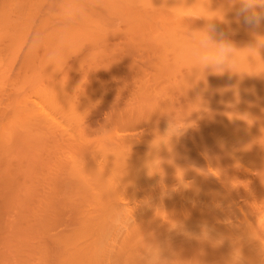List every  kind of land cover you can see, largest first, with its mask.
I'll list each match as a JSON object with an SVG mask.
<instances>
[{
	"label": "bare ground",
	"instance_id": "1",
	"mask_svg": "<svg viewBox=\"0 0 264 264\" xmlns=\"http://www.w3.org/2000/svg\"><path fill=\"white\" fill-rule=\"evenodd\" d=\"M3 1H5V0H3ZM21 1V0H20ZM49 1V0H48ZM0 2H2V1H0ZM9 2V1H8ZM14 2V1H13ZM12 2V3H13ZM23 2V1H22ZM32 2H33V0H32ZM47 2V1H46ZM55 2H57V4H58V1H55ZM61 2H62V0H61ZM66 2H67V0H66ZM206 2H207V0H74V2H72L71 0H69L68 1V3H65L64 5H62L61 4V6H63L64 8H62V10H63V12H62V16H58V17H61L60 19H61V21H64L63 20V16L65 17L64 19H68V20H74V19H76L77 21H79V19L82 21H84L85 20V22H83L82 24H84V23H86V21H88V24H89V22H90V24L91 23H93V24H91V25H89V28H92V26L94 25V24H98V27H96L97 26V24L96 25H94V27L92 28V29H89L88 30V25H85L86 26V29H87V31H86V29H84V27H82V25L80 26L81 28H82V30H81V28H80V30H78L79 28L78 27H75V28H71V27H74V26H76V25H71L70 26V28L68 29V32L69 33H65V35L66 36H68V38L66 37V39H64V40H66V42L68 43V41L70 42V39H71V37L70 36H73V34L74 33H72V35H70V31H77L78 30V32L77 33H80V35L83 33V32H80V31H86L87 33H90V31L92 30L93 31V29H94V31H97V29L96 28H101L100 30H99V32L101 31V32H104V30H106L107 28H105V24H102L101 23V20H103L104 18H101L100 19V14H99V16H97V12H94V10H93V7H94V5H99V6H102L103 8H104V10H105V12L107 13V17H114V16H122L123 18H125L126 19V17H127V20H129V18H131L130 19V21H132L133 22V20L132 19H134V20H138L137 21V23L138 24H140L141 25V23L142 22H145V21H147V22H149V23H152V22H155V21H157V22H160L162 25H161V32L160 33H158L159 34V36L158 37H160V38H163V40L164 41H162L163 43H165L164 45H166L168 48H167V50H165L166 48H164V46H163V48H162V46L160 47L159 45V50H161V48H162V50L164 49L165 50V54H167L166 53V51L168 52V51H170L169 53H168V55L169 54H171L172 56H170V58H172V59H169V60H171V63H173L174 61L176 62L175 64H177V66L174 64H171V65H169L168 63H167V65H169V67L172 69H175L176 67H177V69H175V71H172V72H174V75H175V77L177 76V75H179V79H177V77H176V79H177V81L176 80H174L175 79V77H174V75H173V80H172V82H173V84H174V82H175V84H174V86H172L173 88H174V90L175 91H173V92H176V94L178 93V90H179V93L178 94H180L179 96H181L183 99H181L182 101L183 100H185V101H183L182 103H181V101H179L180 99H178V101H176V102H178V103H180L181 105H179V108H176L178 105V103L176 104V103H173L174 104V106H173V104H171L172 106H170V108H172L171 109V111H173V115L171 114V111H170V109H168L169 107L168 106H166L167 107V109H166V107H165V104H168L167 102H169V101H167V99H165L166 101V103H164V96L163 95H166V92H165V94L163 93V97L161 96V95H157L158 97H162V99H163V104H164V106L161 104L162 102L161 101H159V102H156V104L157 103H159L160 104V106H163L164 108H165V110L163 109V111H162V109H161V111H159L158 109H160V107H159V104H158V106H155V105H153V106H155V107H153V108H155V110H157V111H155V113H152V115H151V113H150V117L151 116H153V114H156L158 111H159V113H158V115L160 116H162L163 114H166V116L169 114V113H167V111L166 110H168V112H170V114L168 115V116H172V118H173V120H174V114L176 113V115L175 116H177V119L178 118H180V120H181V118H182V115H183V117L184 118H186L184 115H186V114H183L182 113V111H180L181 109H180V106L181 107H183L182 109H184L185 111L186 110H189V112L191 113V109H193V111L195 112V114L197 115V118L195 117V116H193V118H196L197 120H198V115H200V117H199V122L201 123V122H203V124L201 123H199L198 121V125H200V129H199V126L197 125V123H194V126H196V128L195 127H193L192 125V123H188V120H187V123H188V125L186 126V130H183L182 132H179V133H175L174 135H172L171 133H169V132H165V129H160V131H158L157 129L154 131H152V132H150L149 130H148V127H147V130L149 131V132H147V130L145 131V133L147 132V133H152V134H147V135H151L150 137H148V138H145L144 139V134H143V140H142V142L140 143L139 141H141V139H139L138 138V140L136 139V134H133V135H135V136H133L132 135V133H128V134H130V135H128V134H126V132H125V134H123V132L122 133H120V136H117V135H119V134H117L116 136H117V138H115L116 136H114V139H113V137H112V139H113V141H111V135L109 134V132L111 131V129H110V127H109V129H110V131L107 133V134H109L108 135V137H106L105 135H104V133H106V132H102V133H100V134H103L104 136H100L99 134V138L100 137H103L102 139L104 140V137H106V139H105V141L103 142V143H105V144H108V143H111L112 145V147L114 146V148H115V150H114V148H112V150H111V148H110V146H109V144L107 145V147L109 146V148H108V153H109V155L106 153V156L108 155L109 156V158L111 159V161H112V159L114 160L115 159V157H117L115 160V164L116 165H120L121 163H122V166L124 167H122L123 169H125V166L127 165L126 163L129 161V160H131V162L129 163V165H133V166H131L130 168L132 169V168H134L135 169V172L134 173H136V174H134L131 170H128V171H130V176H132V174H134V175H136V177L135 176H133L135 179H137V180H140V182L142 181V184H144L143 182H144V180L146 179L145 178V176H146V174H147V172H149V178H154V179H152V180H157V178L158 177H155V175L157 174V175H160L161 174V176H159V178L161 177V182H165V180H163L162 181V177L164 176V178L163 179H166V177H170V179L172 180H170V182H169V184H167V185H165V186H163V187H160L159 185L160 184H158V188H157V185H156V188H154L152 185L154 184V181H153V184H151L152 183V180L151 179H149L148 180V183L152 186V188H153V190H150V189H152L151 188V186L148 188L149 190V192H144L142 195H140L139 194V192L138 193H136V190H138L137 189V187H136V184L138 183L139 184V182L137 181V183H135L134 184V186H132L133 185V183L131 182L132 180L131 179H134V178H129L128 176H126L129 180H131L130 182L132 183V185L131 186H129V184L127 185H125V181H127L128 182V179L126 180L125 178L126 177H122V179L120 180V181H118V179L117 178H113V177H115L116 175L114 174L115 173V168L117 167V166H115L114 167V163H112L113 164V169L115 170H109V168L111 169V166L112 165H109L108 166V163H107V165L104 167V163L103 162H105L106 163V160L108 159L109 160V162H110V159L108 158V156H107V158H106V156H104L105 157V159L103 160V158H101L103 161L102 162H100V163H102L101 165H100V163L98 162L97 163V161H98V159L96 160V156H95V159H94V155L95 154H97V153H95L94 155H92L93 157V159L92 160H94V161H92L91 162V160L90 159H88V161H90L92 164H93V166H95L96 164H99L100 165V168H99V166L98 167H94L93 168V166H92V164H90V168H89V163H87V161H86V164H88V168H87V165H86V169L87 170H89V172H87L86 174L84 173V170L82 171L81 169L79 170V168H80V166L81 165H83V164H81L80 165V163L82 162H77L78 163V167H74V168H76L77 169V171L79 170L80 171V173H84V175L83 176H85L86 178L85 179H87L88 178V176H89V178H90V175H89V173L91 174L92 172H95V170L97 169V171L95 172V173H92L96 178H98L97 179V181H99V179L101 178V179H105V181L103 180H101L100 179V183H103L102 185H100V183H99V185H97L96 184V186H92L94 183H98V182H93V184H92V182H90L91 184H89V180L91 179H89L88 178V182H87V180L86 181H84L85 179H83L82 180V178H84L82 175L80 176V177H82L81 179L79 178V172H77V174H76V176L78 175V178H77V182L76 183H78V181L80 182L79 183V185H81V183L83 184L82 186H77L76 188H78V189H83V191H82V194H81V192H79V191H81V190H75V191H77L76 193H78V194H72V199H69V196H70V194L68 195V193H69V190H67V193H65L66 195H68V197H67V199L66 198H64V199H66L65 201H64V199L61 201L62 202V205L64 204V205H68V202L69 203H71L70 205H69V207H72L73 205V207H72V211L74 212V213H72L71 211H69V210H66V211H69L68 213L70 214V212L74 215H72V217L71 218H69V220L71 221L72 220V222L74 221V223H73V228L71 227V229L69 230V232L68 231H66V233H62L63 232V230L60 232L61 234L60 235H62L63 237H62V239L60 238L61 236H59V239L61 240V244H62V246H60L61 247V250L63 249V251H61L60 250V248L57 250V248L59 247L58 245H56V246H58V247H56V251H55V253H60V252H57V251H61V255H57L56 257H58L59 256V261H57V259L56 260H54L55 262L57 261L58 263H60V260L62 259L61 257L63 256V260H65V263L64 264H144V260L142 259V256H143V247H144V243H146V244H153V245H158L161 249H162V258L163 259H165V260H167L168 262H169V264H210V263H207V262H211V261H213L212 259L214 258L212 255L214 254L215 256L217 255V257H219V256H223L222 258H226L225 259V261L224 260H216L217 261V263H218V261H220V264H222V263H224V262H226V263H228V261H231V263L232 264H236V263H238V264H243V263H239L237 260H235L234 258H232V255L234 256L235 255V257H236V254H238V256L239 255H242V257L240 258L241 260L243 259V257H244V261H245V263L246 264H264V50H261V52H260V57H259V55L258 54H255V58L254 57H249L248 58V60H249V63L250 64H252V65H250V64H248L247 62H246V60H244V56H245V54L244 53H240L239 55L241 56V63H240V65L236 68V71L237 72H244V73H230V72H226L225 74H223V75H215V74H207L206 76H205V78L203 79V80H199V81H195L194 80V78H192V77H187V75L185 74V79H186V84H184V81H183V73H182V67H183V65L180 63V61H179V50H180V47H181V44H182V41H183V39H184V36H185V33L187 32V28L189 29V30H191V29H197V28H201V27H203L204 26V23H205V21L203 20V19H195V20H193V19H184L185 17H191V16H199V15H210L207 11H206V8H205V4H206ZM220 2H221V0H210V3H209V9L210 10H214L216 7H218L219 6V4H220ZM4 3V2H3ZM12 3H10V4H12ZM19 3V2H18ZM27 3V2H26ZM63 3V2H62ZM5 4H6V2H5ZM10 4H8L9 6H10ZM32 4H34V3H32ZM48 4H49V2H48ZM51 4V3H50ZM49 4V5H50ZM55 4V3H54ZM69 4V5H68ZM1 5V4H0ZM4 5V4H3ZM15 5V4H14ZM17 6H18V4H16ZM31 5V4H30ZM5 6V5H4ZM24 6V5H23ZM36 6H37V4H36ZM46 6V5H45ZM51 6V5H50ZM49 6V7H50ZM2 9L4 8L3 6H0ZM13 7V6H12ZM48 7V8H49ZM11 8V7H10ZM10 8H9V10H10ZM15 8V7H14ZM17 8V7H16ZM37 8V7H36ZM35 8V9H36ZM45 8V7H44ZM19 9V8H18ZM17 9V10H18ZM25 9H27V8H25ZM32 9V8H31ZM47 9V8H46ZM50 9V8H49ZM24 10V9H23ZM30 10V9H29ZM40 10H41V8H40ZM6 11V10H5ZM12 10H10V12H11ZM20 11V10H19ZM28 11V10H27ZM37 11V10H36ZM43 11L45 12V9H43ZM48 11H50V10H48L47 9V12ZM59 11H60V9H59ZM2 12H4L3 10L2 11H0V13H2ZM7 12V11H6ZM9 12V13H10ZM33 13H34V11H32ZM41 12V11H40ZM53 12V11H52ZM52 12L50 13V16H51V14H52ZM55 12V11H54ZM53 12V15H55V13ZM104 12V11H103ZM19 13V12H18ZM21 13V12H20ZM32 13V14H33ZM26 14H27V12H26ZM38 14V13H37ZM49 14V13H48ZM56 14H57V12H56ZM59 14H61V13H59ZM58 14V15H59ZM63 14H65V15H63ZM103 14V13H102ZM1 15H4V17L2 18V19H4L5 18V15H6V13L5 14H1ZM21 15V14H20ZM9 16V15H8ZM26 16H29V15H26ZM37 16V15H36ZM42 17H44L43 15H41ZM47 16V15H46ZM57 16V15H56ZM56 16H54L55 18H57ZM96 16L98 17V19H96ZM116 16V17H117ZM126 16V17H125ZM25 17V16H24ZM33 17V16H32ZM31 17V18H32ZM48 17V16H47ZM52 17V16H51ZM107 17H105V18H107ZM6 18H8V17H6ZM26 18V17H25ZM41 18V17H40ZM53 18V17H52ZM93 18H95L94 20L96 21V23H94V21H91V20H93ZM122 18V19H123ZM23 19V18H22ZM44 19V18H43ZM47 19V18H46ZM45 19V20H46ZM91 19V20H90ZM116 19V18H115ZM114 19V20H115ZM125 19L123 20L124 22H125ZM228 19L229 20H231V21H233L232 23H231V25H230V29H231V32H232V34L230 35V39H232L235 43H236V45L238 46V47H240V48H244V47H246V46H248V45H250V44H252V43H254V37L251 35V33H250V31L246 28V27H244L242 24H240V25H238V24H236L235 23V21H234V14L233 13H229L228 14ZM28 20V19H27ZM34 20V19H33ZM38 20H40V19H38ZM56 20V19H55ZM57 20H59V18L57 19ZM56 20V21H57ZM90 20V21H89ZM2 20H0V22H1ZM23 21V20H22ZM43 21V20H42ZM48 21V20H47ZM51 20H49L48 22H50ZM53 21V20H52ZM60 21V20H59ZM75 21V20H74ZM99 21H100V23H101V25L102 26H104V27H102L101 25H99ZM105 21H107V20H105ZM105 21H103V23H106ZM123 21H121L122 23H123ZM141 23H140V22ZM151 21V22H150ZM4 22V21H3ZM46 21H44L43 22V24L45 25V24H47V22L45 23ZM55 22V21H54ZM109 22H111V21H109ZM116 22V21H115ZM114 22V23H115ZM118 22V21H117ZM127 22V21H126ZM146 22V23H147ZM24 23V22H23ZM26 23V22H25ZM31 23V22H30ZM41 23V22H40ZM66 23V22H65ZM70 23V22H69ZM78 23V25H79V22H77ZM81 23V22H80ZM119 23V22H118ZM128 23H130L129 21H128ZM136 22H134V25H133V23L131 24V25H133V28H134V26L136 27V24H137ZM145 23V25H148V24H146ZM52 24H54L53 22H52ZM51 23H49V25H52ZM57 24V25H56ZM56 24H54V25H56L57 26V28H59L60 26L58 25V23H56ZM61 24H62V22H61ZM67 24V23H66ZM107 24V23H106ZM137 24V25H138ZM143 24V23H142ZM69 25V24H68ZM68 25H67V27H68ZM110 25H112L113 27H114V24H112V22H111V24ZM124 25H125V23H124ZM22 26V25H21ZM36 26V25H35ZM37 26H38V23H37ZM36 26V27H37ZM40 26V25H39ZM41 26H42V23H41ZM46 26V25H45ZM48 26V25H47ZM55 26V27H56ZM59 26V27H58ZM62 27V29H64L63 28V25H61ZM66 25H64V27H65ZM100 26V27H99ZM121 26H123V25H121ZM120 26V27H121ZM139 26V25H138ZM23 27V26H22ZM96 27V28H95ZM107 27V26H106ZM112 27V28H113ZM116 28H117V25L115 26ZM114 27V28H115ZM127 27V26H126ZM143 28L145 27V26H142ZM142 27H140V28H142ZM220 27L221 28H223L225 31H229V27L228 26H225V25H220ZM102 28H105V29H102ZM137 29V31L138 32H141V30H140V28L139 27H136ZM138 28H139V30H138ZM13 29V28H12ZM15 29V28H14ZM13 29V30H14ZM26 29V28H25ZM42 29V28H41ZM52 29H56V28H54V26H53V28H51V30L50 31H52ZM62 29H60V31L59 32H62L63 30ZM118 30L120 29L119 27L117 28ZM121 29H122V27H121ZM148 29V28H147ZM146 29V30H147ZM153 28H151V30H152ZM4 30V29H3ZM36 30V29H35ZM40 30V29H39ZM53 30V31H54ZM57 30V29H56ZM67 29H66V27H65V31H66ZM108 30H110V29H108ZM118 30H116V31H118ZM122 30H124V31H126L124 28L122 29ZM144 30V29H143ZM41 31H43V30H41ZM40 31V32H41ZM52 31V32H53ZM75 31V32H76ZM92 31H91V33H92ZM114 31V30H113ZM113 31H111V32H113ZM145 31V30H144ZM147 31H149V29L147 30ZM146 31V32H147ZM155 31V30H154ZM258 32H260V34H262V35H264V27H261L260 29H258L257 30ZM39 32V33H40ZM48 32V31H47ZM64 32V31H63ZM100 32V33H101ZM106 33H110L109 31L107 32V30L105 31ZM120 32V34H121V32L122 31H119ZM118 32V33H119ZM128 32H129V29H128V31L127 32H125V34L127 33L128 34ZM131 32H132V29H131ZM150 32V31H149ZM49 33H51V32H49ZM55 33V32H54ZM56 33H57V31H56ZM93 33H96V35H99V37H98V39H101L100 38V33L98 34L97 32H93ZM106 33L104 34V35H106ZM124 33V32H123ZM133 33V32H132ZM136 34H137V32H135ZM145 33V32H144ZM151 33V32H150ZM36 34V33H35ZM38 34V33H37ZM44 34H46L47 36H48V33H44ZM60 34V33H59ZM59 34L57 33L56 35H58L59 36ZM64 34V33H63ZM61 35V38H65V37H63L64 35ZM84 34H86V33H84ZM115 34V33H114ZM139 34V33H138ZM147 34V33H146ZM1 35V34H0ZM3 35V34H2ZM39 35V34H38ZM53 37H54V34H51ZM50 35V37H52ZM70 35V36H69ZM80 35H78V36H80ZM93 35V34H92ZM108 35V34H107ZM106 35V36H107ZM116 35H117V32H116ZM124 35V34H123ZM123 35H121V36H123ZM128 35H133V34H128ZM141 35H143V33L141 34ZM145 35V34H144ZM143 35V37H142V40H143V38L144 37H146V36H144ZM151 35H152V33H151ZM40 36V35H39ZM74 36H75V34H74ZM73 36V37H74ZM76 36H77V34H76ZM82 36H84V35H82ZM87 36L88 35H86V36H84V37H86L87 38ZM106 36H104V37H106ZM135 36V35H134ZM37 38H40V37H38V36H36ZM47 38V39H49V36L48 37H46L45 35L43 36V38ZM57 37V36H56ZM55 37V38H56ZM69 37H70V39H69ZM84 37H83V39H84ZM89 38H87V39H84V40H82V42L84 43V41H86L87 43H88V39H92L93 37H91V36H88ZM113 37H114V35L112 36V39H113ZM128 37V36H127ZM140 36H138V38H139ZM35 38V37H34ZM55 38H54V41H55ZM61 38H58L57 37V39H59V41H60V39ZM80 38H82L81 36L80 37H77V39H80ZM94 38H96V37H94ZM109 38H110V34H109ZM147 38L149 39V38H151L150 36L148 37L147 36ZM147 38H145V39H147ZM46 39V41H47V44L49 43V45H54L53 43L54 42H52V44H51V42H48L49 40H47ZM53 39V38H52ZM73 39V38H72ZM76 39V37H75V39H73L74 41L75 40H77ZM97 39V38H96ZM96 39H94V40H96ZM98 39H97V41H98ZM103 39V38H102ZM101 39V40H102ZM115 39V38H114ZM119 39V38H118ZM133 39V38H132ZM140 39H141V37H140ZM152 39V38H151ZM153 39H155V38H153ZM152 39V40H153ZM158 39V38H157ZM37 40V39H36ZM41 40H43V39H41ZM40 40V41H41ZM63 40V41H64ZM106 41H108V40H110L111 41V39H105ZM121 40H123V39H121ZM120 40V41H121ZM130 40H131V37H130ZM133 40H135V39H133ZM142 40H140V41H142ZM150 40V39H149ZM149 40H148V43H149ZM39 41V40H38ZM45 41V42H46ZM53 41V40H52ZM57 41V40H56ZM58 41V43H60ZM61 41H62V39H61ZM72 41V40H71ZM73 41V42H74ZM78 41V40H77ZM77 41H75L76 43H77ZM80 41H81V39H80ZM90 41V40H89ZM92 41V40H91ZM14 42H16V41H14ZM81 42V44H80V42H78V47L76 46V43L74 44L75 45V47H77V48H72L71 49V47H67V45L68 46H70V43H66V44H64V45H66V53H70L71 51H75V49L77 50V52L75 53V52H73V55L74 54H76V56H77V58H78V55H79V53L78 52H80L81 50H82V47L81 46H83V43ZM85 42V43H86ZM94 42V41H93ZM96 42V41H95ZM99 42H100V40H99ZM103 42H105V41H103ZM114 42V40L113 41H111V43H113ZM116 42V41H115ZM136 42H138V40L136 41ZM154 42V41H153ZM156 42H158V41H156ZM154 43V45L156 46L157 45V43ZM161 42V39H159V43H162ZM38 43V42H37ZM36 43V44H37ZM57 43V42H56ZM55 43V44H56ZM65 43V42H64ZM91 43V42H90ZM118 43V42H117ZM120 43V42H119ZM139 43V42H138ZM142 43H143V41H142ZM151 43H152V41H151ZM150 43V44H151ZM41 44H42V42H41ZM46 44V43H45ZM61 44V43H60ZM60 44H57V45H60ZM89 44V43H88ZM108 44H109V41H108ZM123 44V43H122ZM149 44V45H150ZM62 45V44H61ZM64 45H62V47L63 48H65L64 47ZM85 45V44H84ZM87 45V44H86ZM95 45V44H94ZM94 45H92L91 44V46L94 48ZM99 45H101V43L99 44ZM107 45V44H106ZM113 45H115V44H113ZM112 45V46H113ZM119 44H117V46H118ZM127 45V44H126ZM135 45H137V43L135 44ZM147 46L146 45V47H149V49H151L152 48V46ZM152 45V44H151ZM163 45V44H162ZM14 46V45H13ZM39 46V45H38ZM42 46H43V44H42ZM71 46H72V42H71ZM80 46V47H79ZM88 46V45H87ZM109 45H107V47H108ZM117 46L115 47V48H117ZM133 46V45H132ZM139 46V45H138ZM165 46V47H166ZM50 47V46H49ZM49 47H47L48 48V54H49V52H51L50 50L51 49H49ZM61 47V48H62ZM91 47V48H92ZM119 47H121V46H119ZM118 47V48H119ZM124 47H125V45H124ZM137 47V46H136ZM136 47L134 46V48L136 49ZM139 47H141V46H139ZM9 48V47H8ZM47 48H46V50L45 51H47ZM55 48H56V45H55ZM55 48L53 49L54 51H55ZM59 49H60V47H58ZM57 48V49H58ZM62 48V49H63ZM67 48H68V50L70 51H68L67 52ZM79 48H80V51H79ZM88 48H89V46H88ZM115 48L114 49H112V51H116L115 50ZM126 48V47H125ZM124 48V49H125ZM143 48L146 50V48L143 46ZM142 48V49H143ZM157 48V47H156ZM170 48V49H169ZM58 49V50H59ZM90 49V48H89ZM102 49H104V46H103V48ZM101 49V50H102ZM169 49V50H168ZM15 50H16V48H15ZM14 50V51H15ZM53 50H52V53H53ZM96 51L94 52L93 51V49L89 52V53H92V55L94 54L95 55V57H97V54L99 55V56H101L99 53H97L96 54V52L98 51L97 49H95ZM100 50V49H99ZM110 50V49H109ZM128 50V49H127ZM127 50H125V52L127 51ZM138 50V49H137ZM144 50V51H145ZM152 50V49H151ZM154 50V49H153ZM152 50V51H153ZM163 50V51H164ZM172 50V51H171ZM9 51V50H8ZM17 51V50H16ZM60 51V50H59ZM59 51H56L57 53H58V56L57 57H59V55L60 54H63L65 51L64 50H62V51H64V52H60V54H59ZM89 51V50H88ZM103 51V50H102ZM106 51V50H105ZM111 51V50H110ZM119 51H121L120 49H119ZM119 51H117V52H115V56H117V53L119 52ZM129 51H131L130 49H129ZM128 51V52H129ZM147 52H148V49L146 50ZM145 51V52H146ZM152 51L150 52V53H152ZM158 51V50H157ZM1 52V51H0ZM104 52V51H103ZM114 52H112V53H114ZM124 52V51H123ZM136 52V51H135ZM135 52H133V55L135 54V56H136V53ZM145 52H144V54H145ZM148 52V53H149ZM2 53V52H1ZM8 53V52H7ZM7 53H5V54H7ZM51 53V54H52ZM65 53V54H66ZM77 53H78V55H77ZM81 53V52H80ZM111 53V54H112ZM122 53V52H121ZM147 53V54H148ZM159 53V52H158ZM172 53H174V54H172ZM15 54V53H14ZM18 54V53H17ZM55 54V53H54ZM84 55L83 56H85L84 58L86 59V60H88L87 58H86V56H87V52H86V55H85V53H83ZM111 54H109V56L111 55ZM119 54V53H118ZM123 54V53H122ZM125 54L126 53H124V56H125ZM130 54H131V52H130ZM129 54V55H130ZM138 54H139V50H138ZM155 54H156V52H155ZM10 55V54H9ZM70 55H72L71 53H70ZM91 55V54H90ZM89 55V59H91V56ZM103 55V54H102ZM106 55H108V54H106ZM120 55V54H119ZM150 55V54H149ZM161 55H162V57H163V54H162V52H161ZM161 55L159 54V56L161 57ZM168 55H167V57H168ZM174 55V56H173ZM1 56V55H0ZM4 56V55H3ZM14 56V55H13ZM12 56V57H13ZM52 56V55H51ZM55 56V57H56ZM67 56V55H66ZM80 56H81V54H80ZM98 56V57H99ZM123 55L121 56L122 57V62H123V57H124ZM128 56V55H127ZM145 56H146V54H145ZM144 56V57H145ZM155 56H157V55H155ZM8 57V56H7ZM7 57H6V59H7ZM32 57V56H31ZM60 57H64V56H60ZM67 57H70V56H67ZM66 57V58H67ZM74 57V56H73ZM94 57V58H95ZM102 57V59H103V56H101ZM104 57H105V55H104ZM113 57H114V54H113ZM132 57V56H131ZM149 57V56H148ZM164 57H166V56H164ZM29 58H30V56H29ZM28 58V59H29ZM52 59H54L53 57H51ZM51 58H50V61H52L51 60ZM62 58H59V60L61 59L62 60ZM80 58V57H79ZM77 59L78 61L81 59L82 60V58H80V59ZM83 58V59H84ZM93 58V57H92ZM109 58V57H108ZM108 58H106V59H108ZM111 58V57H110ZM130 58V57H129ZM128 58V59H129ZM133 58V57H132ZM136 58V57H135ZM150 58V57H149ZM1 59H3V57L1 56ZM0 59V60H1ZM9 59H11V57L9 56ZM69 59V58H68ZM67 59V60H68ZM73 59H75V58H73ZM72 59V60H73ZM84 59V61H86ZM115 59L116 60H114L113 59V61H117V58L115 57ZM119 59V58H118ZM157 59V58H156ZM167 59V58H166ZM5 60V59H4ZM4 60H3V62H4ZM49 60V59H48ZM59 60L57 61V59H56V61L59 63ZM65 57H64V62H65ZM98 60H100V57H99V59ZM97 60V61H98ZM104 60V59H103ZM125 60V59H124ZM135 60V59H134ZM141 60V59H140ZM160 60H163V61H165L164 60V58H160ZM172 60H173V62H172ZM262 60V61H261ZM8 61V60H7ZM28 61V60H27ZM31 61V60H30ZM89 61V60H88ZM88 61H87V63H88ZM91 61H92V59H91ZM104 61H106V60H104ZM112 60L110 61V62H112L111 63V65H114L115 67L114 68H116V66H119V65H121V63H120V60H119V65H116V63L118 64V62H116L115 64H114V62H113ZM126 61V60H125ZM128 61L129 60H127L126 62L128 63ZM131 61V60H130ZM149 60H146V62H148ZM1 62V61H0ZM2 62V63H3ZM43 62V61H42ZM57 62H55V60H54V62H52L53 63V65L51 64V62H50V65H52L53 66V68H55L54 67V63H55V65H57L56 63ZM63 62V61H62ZM77 62V61H76ZM82 62V61H81ZM95 62V61H94ZM93 62V63H94ZM101 62V64H103V62L100 60L99 61V63ZM125 62V63H126ZM136 62V61H135ZM135 62L133 63L132 62V65L134 64V65H136L135 64ZM141 62V61H140ZM150 62V61H149ZM167 62H169L168 61V59H167ZM28 63V62H27ZM48 63V62H47ZM67 63H69L68 61H67ZM87 63H86V65H87ZM92 63V64H93ZM105 63V66L106 65H109V64H106V63H108V62H104ZM137 63H139L138 62V60H137ZM151 63H152V61H151ZM256 63V64H255ZM7 64V63H6ZM8 64H9V62H8ZM8 64H7V68L9 69V71H10V67L8 66ZM95 64H97V63H95ZM162 64H166V62L164 63H162ZM2 64H0V66H1ZM5 65V64H4ZM29 65H31L30 63H29ZM50 65H48V67H50ZM61 65V61H60V63H59V65H57V66H60ZM69 64H67V66H68ZM76 65H78V62H77V64ZM75 65V66H76ZM88 65H90V63L88 64ZM94 65V64H93ZM100 65V64H99ZM129 65H131V63H129ZM132 65H131V68H132ZM152 65V64H151ZM151 65H150V67H151ZM154 65L155 64H153V66L152 67H154ZM253 65H255V66H253ZM28 66V64L26 65V67ZM70 66V65H69ZM72 66H73V64H72ZM74 66V67H75ZM82 67V65H80L79 64V69H81V67ZM91 66V65H90ZM98 66V65H97ZM103 66H104V64H103ZM140 65L138 64V67H139ZM148 66H149V64H148ZM158 66V65H157ZM171 66H173V67H171ZM6 67V66H5ZM47 67V68H48ZM73 67V68H74ZM92 67V66H91ZM90 67V68H91ZM96 67V66H95ZM99 67V66H98ZM97 67V68H98ZM100 67H101V65H100ZM99 67V68H100ZM109 67V66H108ZM107 67V68H108ZM111 67V66H110ZM137 67V68H138ZM175 67V68H174ZM1 68V67H0ZM4 67H2V69H3ZM52 68V69H53ZM57 68V67H56ZM72 68V67H71ZM89 68V69H90ZM128 68H130V67H128ZM136 68V67H135ZM134 68V69H135ZM158 68V67H157ZM28 69H30V67H28ZM51 69V72L53 71ZM101 69H104V68H102L101 67ZM101 69H98V70H100L101 71ZM106 69V68H105ZM105 69H104V71H105ZM111 69L112 68H110L109 69V71H110V73H111ZM117 69V68H116ZM119 69H120V66H119ZM124 69V68H123ZM123 69H121L120 71H122ZM133 69V68H132ZM5 71H7V69H4ZM4 70H3V72H0V75L3 73V75L4 76H2L4 79H6L7 78V76H8V79H9V77H10V75H6L5 76V74H4ZM32 70V69H31ZM77 70V68L75 69V70H73V72H75ZM94 71H98V70H95V69H93ZM108 70V69H107ZM112 70H114V69H112ZM127 70H129V69H127ZM131 70V69H130ZM155 70V69H154ZM153 70V71H154ZM177 70V71H176ZM50 71V70H49ZM55 71V70H54ZM61 71V70H60ZM92 71V70H91ZM103 71V72H104ZM120 71H118V72H120ZM146 71V70H145ZM148 72L147 73H149L150 71L149 70H147ZM157 71V70H156ZM158 71H159V68H158ZM8 72V71H7ZM77 72V71H76ZM80 72V71H79ZM95 72V73H96ZM114 72V71H113ZM117 72V71H116ZM116 72H114L115 74H116ZM141 72V71H140ZM144 72V71H143ZM152 72V71H151ZM150 72V73H151ZM179 72V73H178ZM27 73H29V72H27ZM31 73V72H30ZM29 73V74H30ZM69 73V72H68ZM86 73V72H85ZM102 73V72H101ZM105 73H107L106 75H108L109 73L108 72H106L105 71ZM122 73V72H121ZM132 73V72H131ZM131 73H129V74H131ZM134 73H135V71H134ZM155 73V72H154ZM163 73H166V71L165 72H163ZM7 74V73H6ZM10 74V73H9ZM32 74V73H31ZM52 74V73H51ZM75 74V73H74ZM74 74H72V75H74ZM87 74V73H86ZM90 74V73H89ZM94 74V73H93ZM93 74H92V76H93ZM99 74V73H98ZM113 74V73H112ZM146 74V73H145ZM156 74V73H155ZM170 74V72L168 73V75ZM28 75V74H27ZM33 75V74H32ZM31 75V76H32ZM82 75V74H81ZM88 75V74H87ZM94 75H96V74H94ZM103 75V74H102ZM114 75V74H113ZM117 75V74H116ZM119 75V74H118ZM136 75V74H135ZM153 74H151V76H152ZM171 75V74H170ZM30 76V75H29ZM78 76V75H77ZM88 76H90V75H88ZM111 76V75H110ZM115 76V75H114ZM137 76V75H136ZM135 76V77H136ZM140 76V75H139ZM138 76V77H139ZM161 76V75H160ZM2 77L0 76V78H1V80H2ZM118 77V76H117ZM117 77H116V79H117ZM147 77V76H146ZM158 77V76H157ZM34 78V77H33ZM63 78L64 77H62V80H63ZM77 78V77H76ZM86 78V77H85ZM89 78H91V77H89ZM99 78V77H98ZM108 78V77H107ZM118 78H120V77H118ZM31 79V78H30ZM29 79V80H30ZM57 79V78H56ZM81 79V78H80ZM88 79V78H87ZM96 79H97V77H96ZM111 79V78H110ZM115 79V78H114ZM125 79V78H124ZM123 79V80H124ZM152 79V78H151ZM163 79V78H162ZM23 80V79H22ZM25 80V79H24ZM39 80H41V79H39ZM44 80V79H43ZM54 80V79H53ZM58 80H60V79H58ZM61 80V81H62ZM76 80V79H75ZM91 80H93V78L91 79ZM90 80V81H91ZM136 80V79H135ZM140 80V79H139ZM159 80V79H158ZM5 81V80H4ZM64 81V80H63ZM82 81V80H81ZM80 81V82H81ZM84 81V80H83ZM142 81V80H141ZM149 81H150V79H149ZM168 81V84H170V82H169V80H167ZM167 81H165L164 80V82H166V84H167ZM15 82H16V80H15ZM18 82V81H17ZM17 82H16V84H17ZM24 82V81H23ZM34 82V81H33ZM57 82V84H58V82L59 81H56ZM69 82V81H68ZM73 82H75V81H73ZM79 82V81H78ZM89 82V81H88ZM98 82V81H97ZM97 82H96V85L98 86V84H97ZM101 82H102V80H101ZM115 82H116V80H115ZM120 82V81H119ZM123 82H125V81H123ZM123 82H120V83H122V84H124ZM133 82V81H132ZM139 82V84L138 85H140V81H138ZM151 82V81H150ZM160 82V81H159ZM171 82V83H172ZM20 83H22V82H20ZM19 83V84H20ZM30 83V82H29ZM28 83V84H29ZM46 83V82H45ZM53 83H54V81H53ZM72 83V82H71ZM76 83H77V81H76ZM76 83H75V85H76ZM106 83V82H105ZM119 83V86H118V84H117V82H116V85L118 86V87H120V84ZM1 84H2V81H1ZM31 84H32V82H31ZM38 84H39V82H38ZM52 84V83H51ZM50 84V86L49 87H52L54 84H52L51 85ZM92 84V83H91ZM94 84V83H93ZM111 84V83H110ZM113 84V83H112ZM126 84V83H125ZM124 84V85H125ZM128 84V83H127ZM136 83H134V85H135ZM160 84H163L162 82L160 83ZM179 85V86H177V85ZM184 84V85H183ZM58 85H60V84H58ZM65 87L64 88H62L61 86H59V87H61L62 89H64L63 91H65L64 92V94L66 93L67 94V92H68V86H67V84L65 83ZM68 85H69V83H68ZM71 85V84H70ZM69 85V86H70ZM75 85H73L74 87H75ZM88 85V84H87ZM106 85V84H105ZM131 85V84H130ZM147 85V84H146ZM172 85V84H171ZM170 85V86H171ZM26 86H27V84H26ZM101 86V85H100ZM99 86V87H100ZM123 86V85H122ZM126 86H128V85H126ZM133 86V85H132ZM141 86V85H140ZM144 86V85H143ZM152 86V85H151ZM160 86V85H159ZM166 86V85H165ZM169 86V85H168ZM176 86H177V88H178V90L176 91ZM3 87V86H2ZM35 87H37V86H35ZM56 87H57V85H56ZM59 87H57V89L59 88ZM74 87H73V89H74ZM80 87V86H79ZM90 87V86H89ZM91 87H92V85H91ZM96 87V86H95ZM111 87V86H110ZM110 87H107V88H110ZM145 87V86H144ZM149 87V86H148ZM161 87V86H160ZM160 87H158V89L160 88ZM167 87V86H166ZM171 87V88H172ZM32 88V87H31ZM65 88H67V91H66V89ZM76 88V87H75ZM86 88V87H85ZM106 88V87H105ZM116 88V87H115ZM128 88H129V86L127 87V89H124V90H128ZM153 88V87H152ZM25 89H28L27 87H25ZM24 89V90H25ZM71 89H72V87H71ZM83 89H84V87H83ZM113 89H114V87H113ZM130 89V88H129ZM141 89V88H140ZM144 88H142V90H143ZM169 89V88H168ZM35 90H37V89H35ZM40 90V89H39ZM43 90H45V88L43 89ZM43 90H40L41 91V93H42V91ZM47 90V89H46ZM53 90V87L52 88H50V92ZM60 90V89H59ZM57 91L56 92V89L53 91V92H51V93H53V94H55V95H52V96H54V98L51 96L50 97V95L51 94H49V97H48V95L46 96V99L44 100L43 99V97H42V99L44 100H42L43 102H44V104H46L47 103V105H49L48 107H50V108H54L56 111L58 110L57 108H58V106H59V104L60 103H58V105H57V102H55V100H58V97H59V99H60V96H59V94L60 93H58V92H60V91ZM90 91H91V89H89ZM94 90H96V89H94ZM110 90H112V89H110ZM134 90V89H133ZM139 90V89H138ZM138 90H135V91H138ZM151 90V89H150ZM155 90V89H154ZM166 90V89H165ZM1 91H2V89H1ZM63 91H61L62 92V95H64L63 94ZM74 91H75V89H74ZM79 91H80V88H79ZM86 91H88V90H86ZM105 91V90H104ZM103 91V92H104ZM114 91H115V89H114ZM114 91L112 92V94L114 93ZM120 91H121V89H120ZM120 91L118 90V92L120 93ZM149 91V90H148ZM160 91V90H159ZM181 91V92H180ZM3 93L5 92L4 91V89H3V91H2ZM7 92V91H6ZM5 92V93H6ZM11 92V91H10ZM9 92V93H10ZM12 92H14L13 90H12ZM27 92H30V91H27ZM38 92V91H37ZM94 92V91H93ZM109 91H107V93H108ZM123 92H125V91H123ZM130 92H132V90L130 91ZM129 92V93H130ZM140 92V91H139ZM145 92V91H144ZM152 92V91H151ZM156 92H157V90H156ZM1 93V92H0ZM5 93L3 94V95H5ZM20 93V92H19ZM23 93V92H22ZM40 93V94H41ZM43 93H44V91H43ZM74 93V92H73ZM78 93V92H77ZM81 93V92H80ZM83 93H85V92H83ZM97 94H98V92H96ZM111 93V92H110ZM119 93H118V95H119ZM126 93H128V91L126 92ZM135 93V92H134ZM137 93V92H136ZM143 93V92H142ZM14 94V93H13ZM39 94V93H38ZM46 94H47V92H46ZM58 96H57V95ZM65 94V95H66ZM68 94H69V92H68ZM91 92H90V95L88 94L87 95V98H85V99H89L88 97H90L91 96ZM103 94V93H102ZM111 94V95H112ZM114 94H116V93H114ZM114 94L112 95V96H114ZM123 94V93H122ZM125 94V93H124ZM131 94V93H130ZM149 95H150V93H148ZM153 94V93H152ZM151 94V95H152ZM168 94H169V92H168ZM172 94V93H171ZM171 94H169V95H171ZM175 94V95H176ZM187 94H188V96H187ZM189 94H190V96H189ZM24 95H27V94H25L24 93ZM62 96V99L60 100V101H62V103L64 104H62L63 106V108H60L62 111H61V114H63V115H65L64 114V108H66V110L68 109V103H65V102H67V101H65V99H66V96ZM94 95V94H93ZM99 95L100 94H98V96L96 95V98H97V101L99 100H103L102 98V96H100V97H102L101 99H98V97H99ZM109 95V94H108ZM137 95H139V94H137ZM141 95H143V94H141ZM150 95V96H151ZM169 95L167 96V98L169 97ZM8 96V95H7ZM11 96V95H10ZM10 96H9V98H10ZM23 96V95H22ZM34 96V95H33ZM56 96V97H55ZM79 96V95H78ZM85 96H86V94H85ZM112 96H110V97H112ZM123 96V95H122ZM125 96V95H124ZM130 96V95H129ZM128 96V97H129ZM133 96V95H132ZM145 96H146V94H145ZM144 95H143V97L142 98H144L145 97ZM153 96V95H152ZM151 96V97H152ZM172 96H174V95H172ZM16 97V96H15ZM15 97H14V99H15ZM20 97H21V94H20V96H19V100H20ZM74 97H75V93H74ZM83 98L84 97V94H83V96H81L80 95V98ZM116 97V96H115ZM118 97V96H117ZM121 97V96H120ZM126 97V96H125ZM139 97V96H138ZM141 97V96H140ZM139 97V98H140ZM146 97H148V95L146 96ZM180 97V98H181ZM190 97V98H189ZM192 97V98H191ZM18 98V97H17ZM23 98H24V96H23ZM30 98V97H29ZM64 98V99H63ZM76 98V97H75ZM95 97L93 96V99H94ZM108 98H109V96H108ZM107 98V99H108ZM113 98V97H112ZM123 97H121L120 99H122ZM127 98V97H126ZM139 98H138V100H139ZM153 98V97H152ZM151 98V99H152ZM157 98V97H156ZM155 98V99H156ZM171 98V97H170ZM175 98H177L176 96H175ZM174 98V99H175ZM3 99V98H2ZM5 99V98H4ZM39 99H40V97H39ZM52 99H54V100H52ZM85 99H83V100H85ZM92 99V100H93ZM116 99H118V98H116ZM123 99H125V98H123ZM130 98H128V100H129ZM149 99V98H148ZM161 99V98H160ZM169 99V98H168ZM172 100H173V98H171ZM188 100V102H186L187 100ZM18 99H17V101L16 102H18L19 101ZM50 102H49V101ZM69 100V99H68ZM76 100V99H75ZM82 100V99H81ZM90 100H91V97H90ZM90 100H86L89 104L91 103V101ZM115 100V99H114ZM140 100H141V98H140ZM146 99H144V101H145ZM150 100V99H149ZM159 100V99H158ZM34 101V100H33ZM46 101V102H45ZM59 101V102H60ZM65 101V102H64ZM95 101H96V99H95ZM95 101H93V102H95ZM96 101V102H97ZM107 101V100H106ZM109 101H111V100H109ZM113 101V100H112ZM118 101H120V100H118ZM131 102H132V100H130ZM143 101V102H144ZM151 101H154L153 99L151 100ZM196 101V102H195ZM199 101V103H197ZM2 102V101H1ZM25 102V101H24ZM27 102V101H26ZM35 102V101H34ZM38 102V101H37ZM37 102H35V103H37ZM39 102H40V100H39ZM78 102V101H77ZM84 102V101H83ZM103 102V101H102ZM114 102V101H113ZM123 102V101H122ZM121 102V103H122ZM125 102V101H124ZM129 102V101H128ZM133 102H135L134 100H133ZM155 102L153 103V104H155ZM173 102V101H172ZM186 102V103H185ZM190 102V103H189ZM3 103H5V102H3ZM51 105H50V104ZM79 103V102H78ZM82 103V102H81ZM81 103H79L80 105H81ZM101 103V102H100ZM100 103H97L98 105H100ZM112 103V102H111ZM115 103L117 104L118 102L117 101H115ZM191 103H193L192 104V106H190L191 105ZM6 104H7V102H6ZM15 104H17V106H18V103H15ZM26 104V103H25ZM95 106L97 105V104H95V103H93ZM103 104V103H102ZM102 104L100 105V106H102ZM110 104V103H109ZM116 104L114 105L113 104V106H115V110H116ZM123 104L124 103H122V106H123ZM127 106H128V104H127V102L125 103ZM135 104V103H134ZM134 104H133V106H134ZM138 104V101H137V103H136V105ZM140 104V103H139ZM138 104V105H139ZM144 104V103H143ZM145 104L147 105V111H148V104H149V102H148V104L146 103V101H145ZM151 104V103H150ZM149 104V105H150ZM175 104H176V106H175ZM7 105H10V104H7ZM12 105V104H11ZM10 105V106H11ZM22 105H23V103H22ZM27 105V104H26ZM39 105V104H38ZM70 105H72V104H70ZM80 105H78V107H80ZM83 105H87V103L86 104H83ZM93 105V106H94ZM106 105V104H105ZM112 105V104H111ZM110 105V106H111ZM136 105H135V108H136ZM141 105V104H140ZM170 105V104H169ZM198 105V106H197ZM16 106V105H15ZM40 106V105H39ZM39 106H38V108L37 109H41L40 111L42 112V114H41V116H40V118L39 117H37V116H39V114H37L35 117H37V118H34V116H32V118H33V126L36 124V123H40V124H42V123H44V124H42V126L44 125V127L46 128V126H45V124H47V128L49 127L50 128V125H54V124H52V122H51V117L52 118H54V115H55V111H54V113L52 112V110L50 109H45L44 110V107L46 108V106H44L43 107V104H42V108L40 107L39 108ZM75 106V105H74ZM74 106H71L72 108L74 107ZM82 106V105H81ZM107 106V105H106ZM109 106V105H108ZM151 106V105H150ZM187 106V107H186ZM28 107V106H27ZM37 107V106H36ZM70 107V109L72 110V108ZM87 107V106H86ZM85 106H84V108H86ZM90 107H91V105H90ZM89 107V108H90ZM103 107V106H102ZM121 107V106H120ZM120 107H119V111H120ZM125 107V106H124ZM132 107V106H131ZM141 107V106H140ZM143 107H145L144 105H143ZM142 107V108H143ZM156 107H158V109H156ZM162 107V108H163ZM184 107H186V108H184ZM191 107V108H190ZM195 107V108H194ZM1 108V107H0ZM32 108H34V107H32ZM82 108V110H80L79 109V111H83V107H81ZM100 108V107H99ZM107 108V107H106ZM123 108V107H122ZM135 108L133 109V110H135ZM173 108H174V110H173ZM190 108V109H189ZM31 109V108H30ZM53 109V110H54ZM92 109V108H91ZM93 109H95V108H93ZM126 109H127V107H126ZM141 109V108H140ZM144 109H146V107L144 108ZM176 109V110H175ZM178 109V110H177ZM180 109V110H179ZM195 109V110H194ZM34 110V109H33ZM38 110V111H39ZM42 110H44V111H42ZM47 110H49V111H47ZM74 110L75 111H77V109H75L74 108ZM87 110H88V108H87ZM87 110H85V111H87ZM106 110V109H105ZM118 110V109H117ZM116 110V111H117ZM128 110H130V108L129 109H127L126 111H128ZM131 110H132V108H131ZM133 110H132V112L131 111H129V113L128 112H126V113H128V117L127 118H129V116L131 117V115H129L130 114V112L131 113H133ZM136 110H138V109H136ZM7 111H9V110H7ZM15 111H16V109H15ZM25 111V110H24ZM37 111V112H38ZM74 111V112H75ZM88 111H90V110H88ZM96 111V110H95ZM94 110L92 111V112H95ZM100 111V110H99ZM102 111V110H101ZM140 111V110H139ZM138 111V112H139ZM177 111H179V112H177ZM12 112V111H11ZM33 112V111H32ZM40 112V113H41ZM46 114L47 112L49 113H47L46 115H44V113ZM74 112L72 111V114H74ZM109 112V111H108ZM113 112H114V110H113ZM124 115H125V111H121ZM120 112V113H121ZM135 112V111H134ZM154 112V111H153ZM160 112H162V114H160ZM165 112V113H164ZM187 112V111H186ZM188 112V114H189V117H190V115H192V114H190ZM197 112V113H196ZM201 114H200V113ZM10 113V112H9ZM22 113H25V112H22ZM27 113V112H26ZM28 113H30V112H28ZM59 113V112H58ZM80 113V112H79ZM82 113V112H81ZM85 113V112H84ZM96 113V112H95ZM95 113L93 114V115H95ZM100 113V112H99ZM117 113V112H116ZM119 113V112H118ZM117 113V114H118ZM119 113V114H120ZM122 113H121V115H122ZM136 113V112H135ZM135 113L134 114H132V116H134L135 115ZM140 113V112H139ZM178 113H180V115L178 114ZM182 113V114H181ZM185 113V112H184ZM57 114V113H56ZM60 114V113H59ZM67 114V113H66ZM92 114V113H91ZM98 114V113H97ZM142 114V113H141ZM145 114H147L146 116L147 117H145L144 115ZM30 115H31V113H30ZM33 115V114H32ZM63 115H60V118H61V116H63ZM70 115V114H69ZM78 116H80V114H77ZM115 115V114H114ZM113 115V116H114ZM121 115H120V117H121ZM124 115H122V117L124 116ZM140 114H138V113H136V117L134 116V117H132L130 120H131V122H133V120H134V122H135V120H136V122L138 123L137 124V126H139L140 125V123L142 122L141 121V119H143L144 117H145V119H143V121H145L146 120V122H147V120L148 121H150V118L148 117V115H149V111H148V113H143V117L141 118L140 116H142V115H140ZM47 116V117H46ZM51 116V117H50ZM72 115H70V117H71ZM88 116H89V114H88ZM99 116V115H98ZM139 116V117H138ZM156 116H157V114H156ZM155 116V119L157 118ZM160 116V117H161ZM164 116V118L166 117L165 115H163ZM162 116V117H163ZM168 116H167V118H168ZM8 118H9V116H7ZM12 117V116H11ZM19 116L17 115V118H18ZM56 117V116H55ZM59 117V116H58ZM65 117H66V115H65ZM68 117V116H67ZM74 117H76L75 116V114H74ZM86 117V116H85ZM94 117V116H93ZM116 117V116H115ZM121 117V118H122ZM126 117V116H125ZM161 117V118H162ZM188 117V118H189ZM1 118V117H0ZM3 118V117H2ZM13 118H14V116H13ZM16 118V119H17ZM25 118V117H24ZM28 118V117H27ZM63 118V117H62ZM80 118V117H79ZM108 118H109V116H108ZM134 118H136V119H134ZM138 118H140V123L138 122ZM149 118V119H148ZM152 118V117H151ZM154 118V117H153ZM159 118V117H158ZM167 118H166V120H167ZM183 118V119H184ZM187 118V119H188ZM12 119V118H11ZM67 119V118H66ZM77 119V118H76ZM84 119V118H83ZM113 119V118H112ZM181 120V121H184V120ZM191 119V118H190ZM4 120H6V119H4ZM8 120V119H7ZM6 120V121H7ZM13 120H15V119H13ZM22 120H23V118H22ZM53 120V119H52ZM72 120V119H71ZM80 121H81V119H79ZM86 120V119H85ZM103 120V119H102ZM107 120V119H106ZM114 120H115V118H114ZM114 120H111V121H113L114 122ZM121 120H123V118L121 119ZM125 120H128V119H126L125 118ZM157 120V119H156ZM170 119L168 118V122H170V123H172L173 121H169ZM176 120V119H175ZM192 120V119H191ZM190 120V121H191ZM2 121H3V119H2ZM1 121V122H2ZM6 121H4L5 123H6ZM12 121V120H11ZM29 121V120H28ZM28 121H26V122H28ZM34 121H36V123L34 122ZM56 121H57V119H56ZM55 121V122H56ZM61 121V120H60ZM64 121H66V120H64ZM73 121V120H72ZM71 121V122H72ZM75 121V120H74ZM83 121V120H82ZM94 121H96V120H94ZM116 122L117 121H119L118 122V124L119 125H122L120 122H122L123 123V121H120V118L119 119H117L116 118V120H115ZM129 121V120H128ZM128 121H125L126 123H124V124H127V122ZM157 121H159V120H157ZM156 121V122H157ZM26 122H24L23 124H21V125H25L26 124ZM54 122V121H53ZM58 122V121H57ZM70 122V121H69ZM112 122V123H113ZM115 122V124H117ZM185 122V121H184ZM183 122V123H184ZM192 122H193V120H192ZM196 122V121H195ZM3 123V122H2ZM14 123V122H13ZM19 123V122H18ZM29 123H31V122H29ZM63 123V122H62ZM74 123V122H73ZM73 123H71V124H73ZM93 123V122H92ZM101 123V122H100ZM103 123V122H102ZM149 123V122H148ZM152 123H154V119H153V121H152ZM181 123V122H180ZM7 124V123H6ZM12 124V123H11ZM65 124V123H64ZM78 124V123H77ZM80 124V123H79ZM90 124V123H89ZM94 124H95V122H94ZM96 124H97V121H96ZM105 124V123H104ZM111 124V123H110ZM142 124H144V122H142ZM157 124V123H156ZM185 124H186V122H185ZM196 124V125H195ZM208 124V125H207ZM3 125V124H2ZM37 125V124H36ZM35 125V126H36ZM59 125V123H56V125H55V128L57 127ZM85 125H86V122H85ZM103 125V124H102ZM108 125H109V123H108ZM113 125H114V123H113ZM118 125V126H119ZM129 125V124H128ZM170 124L168 123V125L167 126H169ZM172 125H173V123H172ZM172 125H170V127L172 126ZM201 125H203V126H201ZM205 125L208 127V128H205V130L204 131H202L203 129V127H205ZM1 126V125H0ZM30 126H32V125H30ZM62 126V124L60 125V127ZM83 126V125H82ZM95 126V125H94ZM100 126V125H99ZM124 125H122V127H123ZM132 126V125H131ZM147 126V125H146ZM151 126V125H150ZM185 126V125H184ZM18 127H19V124H18ZM37 127V126H36ZM52 128L51 129H53L54 127L53 126H51ZM76 127V126H75ZM85 127V126H84ZM90 127V126H89ZM111 127H113L112 125H111ZM117 126H115V127H113V131L111 132V134H112V136H113V132L115 131V132H117V133H119L118 131H116V129H114V128H116ZM122 127H121V129H122ZM128 127V126H127ZM126 126L124 127V129L123 130H125V128H127ZM140 127V126H139ZM142 127V126H141ZM197 127H198V129H197ZM9 128H11V127H8V129ZM26 128H28V126L26 125ZM25 128V129H26ZM33 128V127H32ZM31 128V129H32ZM71 128H73V127H71ZM80 128V127H79ZM79 128H77V129H79ZM95 128V127H94ZM101 128V127H100ZM118 128V127H117ZM153 128V127H152ZM160 128H161V125H160ZM169 128V127H168ZM6 129V128H5ZM43 129V128H42ZM60 129V128H59ZM58 129V130H59ZM75 129V128H74ZM81 129V128H80ZM86 129V128H85ZM85 129H82L81 131L82 132H86V131H83V130H85ZM91 129H93V128H91ZM106 129H108L107 127H106ZM105 129V130H106ZM131 129V128H130ZM150 129V128H149ZM208 131H207V130ZM90 130V129H89ZM99 130V129H98ZM97 129H96V133H98L99 131H98ZM127 130V129H126ZM168 130V129H167ZM200 130V131H199ZM2 131V130H1ZM23 131H24V129H23ZM43 131V130H42ZM45 131H49V130H45ZM55 133L56 132H58V131H55V129L53 130ZM62 131H63V129H62ZM64 131H65V126H64ZM98 131V132H97ZM103 131H104V129H103ZM106 131H108V130H106ZM144 131V130H143ZM199 131V132H198ZM207 131V132H206ZM4 132H9V131H4ZM29 132V131H28ZM34 132H35V130H34ZM60 132H61V130H60ZM67 132H68V129H67ZM80 131H78V133H79ZM89 132V131H88ZM93 132V131H92ZM91 132V133H92ZM128 132H129V130H128ZM139 132V131H138ZM197 132H198V134H197ZM22 133V132H21ZM31 133V132H30ZM38 133V132H37ZM37 133H35L36 135H37ZM42 133V132H41ZM50 133V132H49ZM48 133V134H49ZM63 133V132H62ZM62 133H60L59 134V136H62ZM69 133H70V130H69ZM77 133V132H76ZM90 133V132H89ZM134 133V132H133ZM3 134V133H2ZM23 134V133H22ZM32 134H34V133H32ZM32 134H31V136H32ZM35 134H34V138L36 137L35 136ZM43 134L44 133H42V136L41 137H43ZM67 134V133H66ZM65 134V135H66ZM85 134V133H84ZM88 134V133H87ZM123 134V135H122ZM141 134V133H140ZM39 135V134H38ZM45 135V134H44ZM50 135H54V138H56L55 137V134H50ZM68 135V134H67ZM66 135V136H67ZM72 135V134H71ZM71 135H69V136H71ZM81 135H83V134H81ZM97 135V134H96ZM195 135H197V140L195 141L194 140V136ZM9 136H10V132H9ZM56 136H57V138L59 137L58 136V134L56 133ZM76 136H78V135H76ZM88 136V135H87ZM139 136V135H138ZM191 136H193V139H192V137ZM207 136V138L206 139H208L209 141H207V144L209 145H212V144H214L213 145V147L215 146V148L216 149H214L215 150V152H216V154L217 153H219V152H221V153H219L218 155L220 156V158H221V160L222 161H224L225 159L226 160H228V161H226L225 160V162L224 163H228L229 164V166L230 165H232L233 166V168H236V164H237V168L236 169H238V167H239V169H241V190H240V188H239V192L238 193H240V191H241V201H242V205H241V207H242V209H241V224L239 223H237V222H235V223H237V224H234V223H232V221L230 222V223H227V221L229 220V218H228V220H227V217H226V219H225V217H224V219L225 220H227V221H225L226 223H222V224H220L221 222H223V221H218L219 222V224H217V223H215V222H213L214 220V218H209V217H211V216H209V208H210V206H211V202H207L208 203V206H209V204H210V206H209V208L207 207V203H206V201H208L209 199H207V200H205L207 197L208 198H212L213 196L212 195H214V194H212V189L216 192H213V193H215V197H213V198H215V199H217V197L219 196V194H220V196L221 195H223L224 197L226 196V198L228 199V201H229V199L230 198H228V196L226 195L227 194V189L225 188L226 186L225 185H227V184H224V180H226L225 181V183H228L229 184V182L227 181L228 179L226 178L227 176L225 175V174H223V172L222 171H220V172H222V174H223V176H224V178H223V176H222V178L220 179V177L218 176V180H217V176H214L215 178H216V180H213V178H211L210 177V175H209V173H207V172H210L209 171V169H208V166L210 165L209 164V161L207 160V157H205V156H203V157H200L201 158V160H199V158L197 159L196 158V156H195V154L197 153V150H198V146H199V144H198V142L200 143V145H201V142L202 141H205V138L204 137H206ZM5 137V136H4ZM23 137H24V135H23ZM53 137V136H52ZM51 137V138H52ZM65 137V136H64ZM140 137V136H139ZM146 137V136H145ZM196 137V136H195ZM6 138H8V137H6ZM32 138V137H31ZM66 138V137H65ZM76 138V137H75ZM88 138H89V136H88ZM108 138H110L109 140L111 141H109V140H107ZM29 139V138H28ZM38 139V138H37ZM50 139V138H49ZM61 139V138H60ZM68 139V138H67ZM81 139H83V140H85V136H84V138L83 137H81ZM80 139V140H81ZM89 139H91V136H90V138ZM204 139V140H203ZM7 140V139H6ZM25 140V139H24ZM31 140V139H30ZM40 140H41V138H40ZM53 140V139H52ZM57 140V139H56ZM58 140H59V138H58ZM65 140V139H64ZM82 140V141H83ZM88 140V139H87ZM95 140V139H94ZM107 140V141H106ZM10 141V140H9ZM27 141V140H26ZM35 141V140H34ZM46 141V140H45ZM50 141V140H49ZM62 141V140H61ZM65 141H67V140H65ZM68 141H69V139H68ZM90 141H92V139L90 140ZM89 141V143H91ZM109 141V142H108ZM135 141V142H134ZM138 141V142H137ZM198 141V142H197ZM40 142V141H39ZM52 142V141H51ZM54 142H56L55 141V139H54ZM70 142V141H69ZM69 142L67 143V142H64V143H67V144H69ZM88 141H86V143H87ZM94 142V141H93ZM137 142V143H136ZM209 142V143H208ZM211 142V143H210ZM1 143V142H0ZM4 143V142H3ZM41 143H42V141H41ZM57 143H58V141H57ZM57 143H55L56 145H57ZM71 143V142H70ZM77 143V142H76ZM78 143H79V140H78ZM77 143V144H78ZM84 143V142H83ZM97 143V142H96ZM95 143V144H96ZM135 143V144H134ZM139 143V144H138ZM43 144V143H42ZM44 144H46V143H44ZM62 144V143H61ZM76 144V145H77ZM81 144L82 143H80V145H78V146H81ZM88 144V143H87ZM95 144L93 143L92 145L93 146H95ZM132 144H134V146L135 147H137V146H139L140 147V149H144L145 151V153L144 152H142V150H141V152L143 153H141V154H139V153H137L136 151V148H135V150L133 149V147L134 146H132ZM203 144H205L204 142H203ZM49 145V144H48ZM52 145V144H51ZM50 145V146H51ZM55 145V146H56ZM72 145H73V143L71 144V147H72ZM84 145H86L85 143H84ZM84 145H82V146H84ZM137 145V146H136ZM207 145V146H208ZM208 146L209 147V149H210V147H212V146ZM42 146V145H41ZM46 146V145H45ZM53 146H54V144H53ZM54 146V147H55ZM59 146H60V144H59ZM58 146V147H59ZM90 146V145H89ZM93 146L91 147V148H93ZM103 146H106V145H103ZM124 146V147H123ZM127 146H131L130 148L131 149H133L131 152H133V151H135V152H133V155H132V153H130V149H128V147H127V151L128 152H126V151H123V148H125V150H126V147ZM206 146V148L208 149V147ZM34 147V146H33ZM38 147V146H37ZM52 147V146H51ZM96 147V146H95ZM107 147H106V149H107ZM121 149H120V148ZM123 147V148H122ZM3 148V147H2ZM40 148V147H39ZM57 148V147H56ZM61 148V147H60ZM65 148V147H64ZM64 148H62V149H64ZM75 148V147H74ZM82 148V147H81ZM218 148V149H217ZM32 149V148H31ZM42 149V148H41ZM43 149H45V148H43ZM46 149H49V148H46ZM45 149V150H46ZM51 149V148H50ZM57 149H59V148H57ZM62 149H60L62 152H64V153H66V150L65 151H63ZM71 148H69V150H70ZM77 149V148H76ZM95 149V148H94ZM139 149V148H138ZM146 149H148V151H146ZM55 150V149H54ZM53 150V151H54ZM72 150V149H71ZM79 150L80 149H78V152H79ZM93 150V149H92ZM111 150V151H110ZM120 150H122V151H120ZM212 149H210V151H211ZM41 151V150H40ZM39 151V152H40ZM43 151V150H42ZM41 151V152H42ZM48 152H50V150H47ZM46 151V152H47ZM52 151V152H53ZM58 151V150H57ZM74 151H75V149H74ZM73 150L71 151L72 153L74 152ZM104 152H105V150H103ZM118 151H119V153H120V155H119V153H118ZM219 151V152H218ZM38 152V151H37ZM47 152V153H48ZM67 152H70V151H67ZM76 152V151H75ZM74 152V153H75ZM78 152H76V153H78ZM93 152H95L94 150H93ZM97 152V151H96ZM115 152V153H114ZM123 152H125V154L123 153ZM138 152H140V151H138ZM211 152H213V151H211ZM56 153V152H55ZM59 154H61V152L59 151L58 152ZM91 153H92V151H91ZM110 153H111V155L112 156H110ZM128 153V154H127ZM131 155H130V154ZM136 155H135V154ZM38 154V153H37ZM50 154V153H49ZM48 154V155H49ZM58 154V155H59ZM71 154V153H70ZM116 154V155H115ZM118 154V155H117ZM124 154V155H123ZM146 154V155H145ZM2 155V154H1ZM47 155V156H48ZM51 155V154H50ZM64 156H65V154H63ZM74 155V154H73ZM77 155V154H76ZM75 155V156H76ZM101 155V154H100ZM121 155H123V156H121ZM127 155H129V158H127L128 156ZM144 156V157H141V156ZM198 155V154H197ZM203 155V154H202ZM201 155V156H202ZM217 155V156H218ZM222 155V156H221ZM42 156V155H41ZM46 156V155H45ZM57 156V155H56ZM61 156V155H60ZM59 156V157H60ZM67 156L68 157H70L68 154H67ZM73 157L72 158V161L71 160H69V159H67V157H66V160H69V161H67V163L69 162L70 163V161H71V163L70 164H72V162H73V160H74V162L73 163H75V159L78 157V156H76V157ZM103 155H101V157H102ZM113 156H115L114 158H112ZM121 156V157H120ZM127 156V157H126ZM140 156V157H139ZM157 156V158L155 159V157ZM200 156V155H199ZM210 156V155H209ZM212 156V155H211ZM218 156V157H219ZM227 158H226V157ZM52 157V156H51ZM58 157V156H57ZM59 157H58V160H59ZM90 157H91V155H90ZM97 157H99V155H97ZM122 157H124L123 158V160L122 161H120V162H118V164H117V161L118 160H121L122 159ZM213 157V156H212ZM214 157H216V156H214ZM48 159H50L49 157H47ZM63 158L64 157H62V159L61 160H63ZM75 158V159H74ZM84 158H85V156H84ZM121 158V159H120ZM135 160H134V159ZM149 158V159H148ZM151 158V159H150ZM217 158V157H216ZM40 159V158H39ZM47 159V160H48ZM71 159V158H70ZM128 159V160H127ZM133 159V160H132ZM159 159H160V161H159ZM215 159V158H214ZM230 159H231V161H230ZM58 160H56L55 159V161H58ZM78 160H80L79 158H78ZM96 160V161H95ZM125 160H127L126 162H125ZM146 160V161H145ZM151 160V161H150ZM203 160V161H202ZM220 160V161H221ZM233 160V161H232ZM37 161V160H36ZM45 162H46V160H44ZM50 161V160H49ZM52 161V160H51ZM65 161V160H64ZM64 161H62V163L64 162ZM85 161V160H84ZM99 161H101V160H99ZM136 161V162H135ZM143 161V162H142ZM149 162V164H148V162ZM200 161H201V165L199 164L200 163ZM216 161H217V159H216ZM215 161V162H216ZM230 161V162H229ZM40 162H42L43 163V160L42 161H40ZM44 162V163H45ZM66 162V161H65ZM114 162V161H113ZM135 162V163H134ZM141 162V163H140ZM146 162V163H145ZM232 162H234V163H232ZM0 163H2V162H0ZM35 163V162H34ZM51 163V162H50ZM67 163H65L66 164V166L68 165ZM83 163V162H82ZM95 163V164H94ZM159 163V164H158ZM198 163V164H197ZM220 163V162H219ZM236 163V164H235ZM36 164H37V162H36ZM41 164V163H40ZM48 164V161H47V163H45V164H42V168L43 169H47V167L46 166H44V165H47ZM52 164V165H51ZM51 164H49V165H51V169H53V164H54V162L53 163H51ZM59 164V166L61 165V162H59L58 163ZM57 164V165H58ZM76 164V163H75ZM110 164H111V162H110ZM124 164H126L125 166H124ZM136 164V165H135ZM214 164V163H213ZM222 164V163H221ZM228 164H227V166H228ZM235 165V167H234V165ZM33 165V164H32ZM49 165H47V166H49ZM55 165H56V163H55ZM56 165V166H57ZM84 165V166H85ZM144 165H149V166H145L144 167ZM215 165V164H214ZM35 166H41V165H35ZM57 167V169L59 168V169H61L60 167ZM63 166V168H64V165H62ZM69 166V165H68ZM73 166L74 165H72V169H71V166H69L70 168L69 169H71V171L70 170H68V174L69 175H65L66 177L64 178V177H62V180H61V182L63 181V179L65 180V182L68 180V181H70V178L72 179V178H74V168H73ZM128 166V165H127ZM136 166V167H135ZM141 166V167H140ZM241 166V167H240ZM46 167V168H45ZM107 167V168H106ZM119 167V166H118ZM129 167V166H128ZM128 167H126L127 169H128ZM140 167V168H139ZM205 167V168H204ZM207 167V168H206ZM211 167H212V165H211ZM9 168V167H8ZM54 168H56V167H54ZM93 168V169H92ZM99 168V169H98ZM105 168V169H104ZM121 168V167H120ZM119 168V169H120ZM121 168V169H122ZM210 168V167H209ZM6 169V168H5ZM42 169V171H44ZM48 169H49V167H48ZM57 169H55L56 170V174H57ZM58 169V170H59ZM85 169V170H86ZM92 171H91V170ZM117 169V168H116ZM120 169V170H121ZM122 169V170H123ZM137 169H139V170H137ZM207 170V172H206V170ZM212 170L214 169V168H211ZM236 169H235V171H236ZM238 169V170H239ZM35 170V169H34ZM40 170V169H39ZM62 170V169H61ZM66 170H67V167H66ZM65 170V168H64V171H66ZM108 170H109V175H108ZM119 170V171H120ZM142 170L144 171V172H142ZM211 170V171H212ZM221 170V169H220ZM231 170H232V168H231ZM5 171V170H4ZM3 171V172H4ZM91 171V172H90ZM103 171H105V172H103ZM127 171V170H126ZM137 171V172H136ZM214 171H216V168H215V170H213V172ZM234 171V170H233ZM36 172V171H35ZM34 172V173H35ZM53 172H54V170H53ZM70 172H72V173H70ZM117 172V171H116ZM123 172V171H122ZM125 172V171H124ZM123 172V173H124ZM138 172H140V174L143 176V174L142 173H144L145 174V176H143L144 178H139L138 176L140 175ZM146 172V173H145ZM217 172V171H216ZM219 172V173H220ZM237 172V174L240 172H238V171H236ZM37 173V172H36ZM39 173H41V172H39ZM45 173V172H44ZM49 173V175L51 174V172H48ZM47 173V174H48ZM64 173V172H63ZM63 173L61 174V175H63ZM79 173V174H78ZM110 173H113L112 175L110 174ZM118 173V172H117ZM126 173V172H125ZM127 173H129V172H127ZM127 173H126V175H127ZM139 175H138V174ZM160 173V174H159ZM218 173V174H219ZM233 173H235V172H233ZM43 174V173H42ZM46 174V173H45ZM72 174H73V176H72ZM98 174V175H97ZM101 174V175H100ZM106 174L108 175V176H106ZM119 174V173H118ZM121 174V173H120ZM218 174H216V175H218ZM237 174H235V176H237ZM4 175V174H3ZM9 175V174H8ZM35 175V174H34ZM38 175V174H37ZM44 175V174H43ZM58 175H60V171H59V174H57V175H55L56 176V180H58L57 179V176ZM60 175V176H61ZM93 175H91V177H93ZM140 175V177H142ZM150 175H152L151 177H150ZM153 175H154V177H153ZM163 175V176H162ZM213 175V174H212ZM215 175V174H214ZM2 176V175H1ZM45 176V175H44ZM51 176H52V174H51ZM50 176V177H51ZM60 176H58V177H60ZM102 176V177H101ZM112 176V177H111ZM122 176V175H121ZM2 177H4V176H2ZM8 177V176H7ZM45 178V177H43V178H45V182H46V180H48L49 181V179L53 182V180L52 179H54V177L52 178ZM119 177H120V175H119ZM147 177V176H146ZM67 178V179H66ZM106 178H108V180L106 181ZM109 178L111 179V182H110V180H109ZM124 179V180H123ZM142 179V180H141ZM144 179V180H143ZM36 180V179H35ZM55 180V181H56ZM72 180H74V179H72ZM91 180H94V178H92ZM117 180V181H116ZM123 180V181H122ZM1 181V180H0ZM4 179H3V184H4ZM60 180H58L57 181V183L59 182ZM95 181V180H94ZM112 181H113V184H114V186L112 185ZM115 181V182H114ZM135 181V180H134ZM149 181H151V182H149ZM158 181H159V179H158ZM158 181H155L156 183L158 182ZM41 182V181H40ZM64 182V183H65ZM83 182H87V183H83ZM107 184H106V183ZM110 182V183H109ZM116 182H119L118 183V185H117V183ZM123 182V183H122ZM129 182V183H130ZM136 182V181H135ZM160 182V181H159ZM38 183V182H37ZM56 183V182H55ZM54 183V184H55ZM67 184H65V185H68V182H66ZM72 184L74 183L73 181L71 182ZM76 183H74V185L76 184ZM115 183H116V185H115ZM122 183V184H121ZM147 183V184H148ZM155 183V184H156ZM0 184H2V183H0ZM46 184V183H45ZM50 183H48V185H49ZM138 184H137V186H138ZM142 184H140L138 187H141V185ZM154 184V185H155ZM224 184V185H223ZM6 185V184H5ZM43 185V184H42ZM41 185V186H42ZM60 185V184H59ZM71 185V184H70ZM76 185H78V184H76ZM110 185V186H109ZM163 185V184H162ZM161 185V186H162ZM240 185V184H239ZM2 186V185H1ZM45 186H47V185H45ZM69 186V185H68ZM102 186V187H101ZM106 186H109V187H106ZM112 186V187H111ZM122 186H124V189L127 191V187L129 186L130 188L132 187V190H133V187H134V190L133 191H135V192H133V191H130V194H128L127 192H129V191H125L124 190V193H122L121 192V190H123V187H122V189H121V187ZM125 186H126V188H125ZM220 186H224L223 188H221ZM228 186V185H227ZM230 186H231V184H230ZM238 186V185H237ZM5 187V186H4ZM3 187V188H4ZM51 187H54V185H53V183L51 184ZM58 186H57V184H56V188H57ZM63 188L65 187V186H62ZM67 187V186H66ZM69 187H71V186H69ZM116 187V189H114ZM117 187H119V188H117ZM142 187H144V186H142ZM148 187V186H147ZM233 187V186H232ZM49 188V187H48ZM72 188V187H71ZM75 187H74V189H76ZM130 188L128 189V190H130ZM225 188V189H224ZM230 188V187H229ZM44 189V188H43ZM47 189V188H46ZM49 189H51L52 191L55 189H53V188H49ZM48 189V190H49ZM58 189V188H57ZM60 189H62L61 187L59 188V190ZM66 189V188H65ZM118 189V190H117ZM233 189V188H232ZM235 189V188H234ZM9 190V189H8ZM58 190V191H59ZM71 190V189H70ZM145 190H146V188H145ZM222 190H224V191H222ZM231 190V189H230ZM41 191H43V190H41ZM45 191V190H44ZM50 191V190H49ZM61 191V190H60ZM62 191H64V190H62ZM120 191V192H119ZM140 191V190H139ZM144 191V190H143ZM236 190H234V192H235ZM38 192V191H37ZM54 192V191H53ZM50 193V192H48L49 194H50V197L52 196V198L54 197L52 194H54V193ZM66 192V191H65ZM71 192L73 193V191L71 190ZM70 192V193H71ZM84 192V193H83ZM86 192V193H85ZM226 192V193H225ZM7 193H9V192H7ZM46 193V195H48V193H47V191L45 192ZM63 193V192H62ZM128 195H127V194ZM132 193V194H131ZM135 194V196H134V194ZM209 193H211V194H209ZM228 193H229V191H228ZM34 194V193H33ZM41 194V193H40ZM64 194V193H63ZM139 194V195H138ZM208 194L210 195V197L208 196ZM11 195V194H10ZM30 195V194H29ZM32 195V194H31ZM55 196H58L59 194H57V191H56V193L54 194ZM130 195H131V197H130ZM12 196H14V195H12ZM24 196V195H23ZM22 196V197H23ZM33 196V195H32ZM39 196V195H38ZM44 196V195H43ZM64 196V195H63ZM77 196V197H76ZM8 197H9V195H8ZM11 197V196H10ZM31 197V196H30ZM44 197H47V196H44ZM49 197V196H48ZM47 197V198H48ZM59 198L61 197V196H58ZM65 197V196H64ZM71 197V196H70ZM37 198V197H36ZM75 198H76V200H75ZM218 198H220V197H218ZM223 198V197H222ZM232 198V197H231ZM39 199H40V197H39ZM51 199V198H50ZM49 198H48V200H47V202L50 200ZM54 199V198H53ZM55 199H57V197L55 198ZM54 199V200H55ZM74 199V200H73ZM38 200V199H37ZM45 200V199H44ZM52 200V199H51ZM73 200V201H72ZM211 200V199H210ZM224 200H225V198H224ZM224 200H223V202H224ZM235 200H236V198H235ZM39 201V200H38ZM63 201H64V203H63ZM68 201V202H67ZM51 204L54 202H51V201H49ZM49 202H48V204H49ZM67 202V204H65ZM73 202V203H72ZM223 202H222V204H223ZM234 201H233V198H232V200L230 199V204L231 203H233ZM18 203V202H17ZM57 203H58V200H57ZM60 203V202H59ZM221 203V202H220ZM34 204H36V202L34 203ZM34 204H33V206H34ZM206 204V205H205ZM213 204V203H212ZM215 204V203H214ZM213 204V205H214ZM222 204H221V206H222ZM233 204H235V203H233ZM38 205V204H37ZM53 205V204H52ZM63 205V206H64ZM232 205V204H231ZM240 205V204H239ZM13 206V205H12ZM31 206V205H30ZM58 206H60V205H58ZM57 206V207H58ZM62 206V207H63ZM228 206V205H227ZM39 207V206H38ZM54 207H56V205H54ZM56 207V208H57ZM62 207L60 206V208H61V210H62ZM76 207V209H74L73 210V208H75ZM205 207H206V211H208V212H206L205 211ZM230 207V206H229ZM15 208V206L13 207V209ZM47 208V207H46ZM45 208V209H46ZM65 207H63V210H65V209H67V208H65ZM216 211H218V213L220 214V212L219 211H222V210H219L218 208H219V206H218V208H216V206L215 207H213ZM222 208V207H221ZM35 209H37V207H35L34 208V210ZM39 209V208H38ZM42 209V208H41ZM48 209V208H47ZM46 209V210H47ZM59 209V208H58ZM70 210H71V208H69ZM213 209V210H214ZM6 210V209H5ZM11 210H12V208H11ZM40 210V209H39ZM60 209H59V211H61ZM204 210V211H203ZM211 210H212V206H211ZM213 210H212V212H213ZM214 210V212L215 213H217L216 211ZM231 210H235V205H234V207H233V209H229V211L231 212V214H232V211ZM32 211H33V209H32ZM37 211V210H36ZM41 211V210H40ZM40 211H38V212H40ZM237 210H235L233 213H235ZM238 211H240V210H238ZM8 211H6V214L7 215H9L8 213H7ZM38 212H36V213H38ZM48 212H50L51 213V210L49 211L48 210ZM48 212H47V215H49L48 214ZM35 213V214H36ZM63 213V211H61V213L60 214H62ZM67 213V212H66ZM65 213V214H66ZM67 213V214H68ZM52 214V213H51ZM54 214V213H53ZM53 214H52V217H55V215L53 216ZM214 214V213H213ZM6 215V216H7ZM233 215V214H232ZM37 216H39V214H37ZM36 216V218H38ZM41 216V215H40ZM39 216V218H41ZM215 216V215H214ZM220 216H221V214H220ZM226 216V215H225ZM237 216V215H236ZM8 217V216H7ZM35 217V216H34ZM52 217H50L49 219L50 220H52ZM64 217V216H63ZM213 217V216H212ZM223 217V216H222ZM180 220L179 222H175V221H178V219ZM234 218H235V215H234ZM57 219V218H56ZM177 219V220H176ZM8 220V219H7ZM41 220V219H40ZM58 220V219H57ZM68 219H66L65 221H67ZM216 220V219H215ZM220 220V219H219ZM237 220V219H236ZM34 221V220H33ZM48 221V220H47ZM182 221V222H181ZM213 223H212V222ZM238 221V220H237ZM37 222V221H36ZM36 222H35V224L34 225H36ZM53 222H57L55 219L53 220ZM185 223V225H181L182 223ZM208 222L209 223H211L210 225H208ZM39 223H41V222H39ZM47 222H45V224H46ZM51 224L52 222H48V224ZM58 223V225H59V222H57ZM56 223V224H57ZM70 223V222H69ZM186 223H189L190 225H186ZM193 223H196L197 225H198V223L200 224V225H195V224H193ZM5 224V223H4ZM38 224V223H37ZM43 224H44V222H43ZM44 224V225H45ZM56 224H54V225H56ZM64 224H66V223H64ZM177 224H179V225H177ZM193 224V225H192ZM213 224V225H212ZM43 225V227H45ZM68 224H66L65 226H67ZM192 225V226H191ZM204 225H205V227H208L209 229V231L207 230V229H205L204 228ZM208 225V226H207ZM39 226V225H38ZM41 227H42V225H40ZM39 226V227H40ZM49 226H51V225H49ZM52 226H53V224H52ZM70 226H71V223H70ZM187 226V227H186ZM190 226V227H189ZM200 226V227H199ZM35 227V226H34ZM40 227V228H41ZM42 227V228H43ZM193 227V228H192ZM194 227H195V229H194ZM40 228H36V231H37V229L39 230ZM48 228V230H49V227H47ZM47 228L45 229L46 231H47ZM52 228V227H51ZM53 230H55L56 229V226L54 227L53 226ZM58 228V227H57ZM192 229V230H191ZM45 230H43V231H45ZM196 230L199 232H197L196 233ZM46 231H45V233H46ZM56 231H57V229H56ZM51 232V230L47 233V234H50V237H52V235H54L55 233L53 232V234L52 233H50ZM42 233V232H41ZM44 233H42V235H43ZM52 234V235H51ZM35 235V234H34ZM36 236V235H35ZM35 236H34V238H35ZM45 236H46V234H45ZM49 237V236H48ZM53 237H57V236H53ZM53 237H52V242L54 241V239H53ZM58 238V237H57ZM36 239V238H35ZM38 239V238H37ZM41 239V238H40ZM58 239V240H59ZM42 240V239H41ZM50 240H51V238H50ZM56 240V239H55ZM57 240V241H58ZM59 240V241H60ZM34 241V240H33ZM43 241H44V239H43ZM57 241H54V242H56V244H59L60 245V243H58ZM36 242V241H35ZM45 242V241H44ZM37 243V242H36ZM42 243V242H41ZM49 243V242H48ZM8 244V243H7ZM46 244H47V242H46ZM45 244V245H46ZM55 244V243H54ZM34 245V244H33ZM7 246V245H6ZM38 246V245H37ZM51 246V245H50ZM5 247V246H4ZM34 247V246H33ZM39 248H41V247H39ZM47 249V248H46ZM7 250V248L5 247V249H4V252ZM40 250V249H39ZM47 250H49V249H47ZM53 250V249H52ZM36 251V250H35ZM34 251V252H35ZM40 251H42V250H40ZM39 251V252H40ZM51 251V250H50ZM37 253H38V251H36ZM35 252V253H36ZM47 252V251H46ZM212 252H214V253H212ZM7 253V252H6ZM43 253V252H42ZM48 253H50V252H48ZM47 253V254H48ZM240 253V254H239ZM3 254H5V253H3ZM208 254V255H207ZM209 254L213 257H210L209 256ZM37 255H39V254H37ZM42 255V254H41ZM44 255V254H43ZM55 255V254H54ZM66 255H68V257L69 258H67L66 257ZM209 256V257H208ZM230 257L229 259H231V260H228L227 258L228 257ZM237 256V257H238ZM6 256H4V258H5ZM44 257V256H43ZM50 257V256H49ZM55 257V258H56ZM45 259H46V257H44ZM208 258H212V259H208ZM67 259H69V261L67 260ZM216 259V258H215ZM218 259V258H217ZM236 259H238L239 261H241L240 259H239V257L238 258H236ZM41 260H43V258L41 259ZM63 260H62V264H63ZM66 260L68 261V263L66 262ZM210 260V261H209ZM71 261V262H70ZM215 261V260H214ZM223 261V262H222ZM38 262V261H37ZM206 262V263H205ZM222 262V263H221ZM42 263H44V262H42ZM46 263H47V261H46ZM213 264H214V262H212ZM244 263V264H245ZM45 264V263H44ZM51 264V263H50Z\"/></svg>",
	"mask_w": 264,
	"mask_h": 264
},
{
	"label": "rangeland",
	"instance_id": "2",
	"mask_svg": "<svg viewBox=\"0 0 264 264\" xmlns=\"http://www.w3.org/2000/svg\"><path fill=\"white\" fill-rule=\"evenodd\" d=\"M0 1H2V2H0V6H3L4 8L2 9L1 7H0V11H4V12H2V13H0V20H2L1 22H0V51L2 52H0V55L3 57V59H1V56H0V64H2L0 67V72H3V70L4 69H7V71H5L4 70V74H5V76L6 75H10V77H9V79H8V76H7V78L6 79H4L2 76H4L3 75V73L0 75L1 77H2V80H1V78H0V162H2V163H0V183H2V184H0V264H62V260L64 259L63 258V256L61 257L62 259L60 260V263H58L57 261H59L58 259H59V256L58 257H56L57 255H61L60 253H61V251H63V249L61 250V247L60 246H62V244L60 243L61 242V240L59 239V236H61L60 238L62 239V235H60L61 233V231L63 230V232L62 233H66V231H68L69 232V230L71 229V227L73 226V223H74V221L72 222V220L70 221L69 220V218H71L72 217V213H74L73 211H72V207L74 206H72V207H69V205L71 204V203H69L68 201V205H62V200L64 199V198H66L67 199V197H68V195L70 194V196H69V199H72V194H78L79 192H81V194H82V191H83V189L81 188V189H78V188H76L77 186H82L83 184L81 183V185H79V181H78V183H76L77 181V178H78V175L76 176V174H77V172H79L80 173V169L82 170H84V173L86 174L87 172H89V170H87L86 169V165H87V168H88V164H86V161H87V163H89V168L91 167L90 166V164H92L93 162L92 161H94V160H92L93 158V156L92 155H94L95 153H97V154H95L94 155V159H95V156H96V160L98 159V161H97V163L99 162H102L104 159H105V157L104 156H106V153L109 155V151H108V148H109V146H110V148L112 147L111 145V141H113V139H114V136H116L117 134H119V135H117V136H120V133H122L123 132V134H125V132H126V134H128V133H132V135L133 134H136L137 136H136V139L138 140V138L139 139H141L142 137H143V134L146 136H144V139L145 138H148V137H150L151 135H147V134H152V133H147V132H152L154 129L156 130H158V131H160V129H165V132H169V133H171L172 135H174L176 132H173L175 129H171V127H170V125H172V123L173 124H175L176 122H177V120H179V123L176 125V127L177 128H180V131L179 132H182L183 130H186V126L188 125V123L190 122V123H192L193 125V127H195L196 128V126H194V123H197V125H198V122H199V117H200V115H198V120L196 119L197 118V115L195 114V112L193 111V109H191L192 111H191V113L189 112V110H184V109H182L183 107H181L180 106V111H182V113L183 114H186V115H184L186 118H184L183 117V115H182V118H181V120L183 119L185 122H186V124H185V122L184 121H181L180 120V118H178L177 119V116H175L176 115V113L174 114V120H173V118H172V116L170 117V116H168L169 114H170V112H168V110H166L167 111V113H169L167 116H168V118L171 120V121H173L172 123H170V122H168L167 120H168V118H167V116H166V114H163V115H165L166 117L164 118V116L162 117L161 115V117L158 115V113H159V111H161V109H162V111H163V109L165 110V108L163 107L164 106V104H163V99H164V103H166L165 101V99H167V101H169V102H167L168 104H165V107L166 106H168L169 108L168 109H170V111H171V109L172 108H170V106H172L171 104H173V103H178V102H176V101H178V99H180L179 101H181V103L183 102V101H185V100H181V99H183L181 96H179L180 94H178L179 93V90H178V88H177V86H179V85H177L176 86V91L178 90V93L176 94V92H173V91H175L174 90V88L172 87V86H174V84H175V82H174V84H173V82H172V80L174 79L173 78V75H174V72H172V71H175V69H177V64H175L176 62L174 61L173 62V60H172V62L177 66L175 69H171L170 67H169V65H171V64H173V63H171V60H169V59H172V58H170V56H172L171 54H169L168 55V53L170 52V51H166V53L167 54H165V50H167V46L166 45H164L165 43H163L162 41H164L163 40V38H160V37H158L159 36V34L158 33H160L161 32V23L160 22H157V21H155V22H152V23H149V22H147V21H145V22H140L141 23V25L140 24H138L137 23V21L138 20H134V19H132L133 20V22L132 21H130V19L131 18H129V20H127V17H126V19L125 18H123L122 16L120 17V16H114V17H107V13L105 12V10H104V8L102 7V6H97V5H94V7H93V10H94V12H97V16H99V14H100V19L101 18H104L103 20H101V23L102 24H105L104 26H105V28H107L106 30H107V32L109 31L110 33H106L105 31L106 30H104V32H99V30L101 29V28H96V27H98V24L96 23V19H98V17L96 16V19L95 18H93V20H91V21H94V23H96L97 24V26L95 27L96 29H97V31H94V29H93V31H92V33H91V31H90V33H87L86 31H87V29H86V26L85 25H88V30L89 29H92L93 27H94V25H96V24H94L93 26H92V28H89V25H91V24H93V23H91L90 24V22H89V24H88V21H86V23H84V24H82L83 22H85V20L83 21H81L80 19H79V21H77L76 19H74V20H66V19H64L65 17L63 16V20L64 21H61V17H58V16H62V12H63V10H62V8H64L63 6H61V4L62 5H64L65 3H68V1L69 0H67V2H66V0H62V2H61V0H33V2H32V0H5V1H3V0H0ZM9 1V2H8ZM14 1V2H13ZM23 1V2H22ZM47 1V2H46ZM55 1H58V4H57V2H55ZM72 2H74V0H71ZM76 1V0H75ZM4 2V3H3ZM5 2H6V4H5ZM13 2V3H12ZM19 2V3H18ZM27 2V3H26ZM48 2H49V4L51 5H49L48 4ZM65 2V3H64ZM10 3H12V4H10ZM32 3H34V4H32ZM55 3V4H54ZM5 6H4V5ZM8 4H10V6L8 5ZM15 4V5H14ZM16 4H18V6L16 5ZM31 4V5H30ZM36 4H37V6H36ZM24 5V6H23ZM46 5V6H45ZM69 5V4H68ZM13 6V7H12ZM50 6V7H49ZM65 6V5H64ZM11 7V8H10ZM15 7V8H14ZM17 7V8H16ZM37 7V8H36ZM45 7V8H44ZM50 9H49V8ZM9 8H10V10H12L11 12H10V10H9ZM19 8V9H18ZM25 8H27V9H25ZM32 8V9H31ZM36 8V9H35ZM40 8H41V10H40ZM48 10H50V11H48L47 12V9ZM18 9V10H17ZM24 9V10H23ZM30 9V10H29ZM43 9H45V12L43 11ZM59 9H60V11H59ZM65 9V8H64ZM7 12H6V11ZM20 10V11H19ZM28 10V11H27ZM37 10V11H36ZM32 11H34V13L32 12ZM41 11V12H40ZM55 13V15H53V12ZM104 11V12H103ZM10 12V13H9ZM19 12V13H18ZM21 12V13H20ZM26 12H27V14H26ZM52 12V14H51V16L53 17H51L50 16V13ZM56 12H57V14H56ZM6 13V15H5V18L4 19H2L3 17H4V15H1V14H5ZM33 13V14H32ZM38 13V14H37ZM49 13V14H48ZM59 13H61V14H59ZM103 13V14H102ZM21 14V15H20ZM59 14V15H58ZM9 15V16H8ZM26 15H29V16H26ZM37 15V16H36ZM41 15H45L44 17H42ZM48 17H47V16ZM57 15V16H56ZM63 15H65V14H63ZM26 18H25V17ZM33 16V17H32ZM54 16H56L57 18H55ZM6 17H8V18H6ZM32 17V18H31ZM41 17V18H40ZM105 17H107V18H105ZM23 18V19H22ZM44 18V19H43ZM47 18V19H46ZM59 18V20H57ZM61 18V19H60ZM116 18V19H115ZM123 18V19H122ZM28 19V20H27ZM34 19V20H33ZM38 19H40V20H38ZM46 19V20H45ZM57 21H56V20ZM96 21H95V20ZM115 19V20H114ZM125 19V22L123 21ZM23 20V21H22ZM43 20V21H42ZM49 20H51L50 22H48ZM53 20V21H52ZM89 20V21H90ZM105 20H107V21H105ZM4 21V22H3ZM44 21H46L47 22V24H43V22ZM55 21V22H54ZM103 21H105L106 23H103ZM109 21H111L112 22V24H114V27L117 25V28L119 27L120 29L118 30L116 27L114 28L112 25H110L111 24V22H109ZM116 21V22H115ZM119 23H118V22ZM121 21H123V23L121 22ZM127 21V22H126ZM128 21L132 24L133 23V25H134V22H136L137 24H136V27H142V26H145L144 28L142 27V28H140V30H141V32H138L136 29V27L134 26V28H133V25H131L130 23H128ZM24 22V23H23ZM26 22V23H25ZM31 22V23H30ZM42 23V26H41V23ZM45 22V23H46ZM52 22L54 23V24H56V23H58V25L60 26H58L59 28H57V24L56 25H54V24H52ZM61 22H62V24H61ZM67 24H66V23ZM70 22V23H69ZM77 22H79V25H78V23ZM81 22V23H80ZM115 22V23H114ZM147 22V23H146ZM151 22V21H150ZM37 23H38V26H37ZM49 23H51L52 25H49ZM101 23H100V21H99V25H101ZM124 23H125V25H124ZM145 23L146 24H148V25H145ZM69 24V25H68ZM82 25V27H84V29H86V31H80V32H83L81 35H80V33H77L78 32V30H80V26ZM23 27H22V26ZM37 27H36V26ZM40 25V26H39ZM48 25V26H47ZM61 25H63V28L64 29H62L61 27ZM64 25H66L65 27H66V31H65V27H64ZM67 25H68V27H67ZM71 25H76V26H74V27H71L72 29L73 28H75V27H80L76 32L75 31H70V35H72V33H74L75 34V36H74V34H73V36H70L71 37V39H70V37H69V39H70V42L68 41V43H70V46H68L69 44L66 42V37L68 38V36H66L65 35V33L67 34V33H69L68 32V29L70 28V26ZM121 25H123V26H121ZM53 26H54V28H56L55 30L54 29H52V31H50L51 30V28H53ZM56 26V27H55ZM102 26V25H101ZM104 26H102V27H104ZM107 26V27H106ZM122 27V29L124 28L126 31H124V30H122L121 29V27ZM127 26V27H126ZM100 27V26H99ZM113 27V28H112ZM14 30H13V29ZM26 28V29H25ZM42 28V29H41ZM70 28V29H71ZM105 28H102V29H105ZM139 28H138V30H139ZM149 29V31L152 33V35H151V33L149 32V31H147L148 29ZM151 28H153L152 30H151ZM4 29V30H3ZM36 29V30H35ZM40 29V30H39ZM50 29V30H49ZM60 29H62L63 31L62 32H59L60 31ZM99 29V30H98ZM108 29H110V30H108ZM128 29H129V32H128V34H133L132 36L131 35H128L127 33L125 34V32H127L128 31ZM131 29H132V32H131ZM145 31H144V30ZM147 29V30H146ZM41 30H43V31H41ZM74 30V29H73ZM81 30H82V28H81ZM114 30V31H113ZM116 30H118V31H116ZM139 30V31H140ZM155 30V31H154ZM41 31V32H40ZM48 31V32H47ZM56 31H57V33L59 34V36L58 35H56L57 33H56ZM111 31H113V32H111ZM119 31H122L121 32V34H120V32ZM147 31V32H146ZM40 32V33H39ZM49 32H51V33H49ZM55 32V33H54ZM93 32H97L98 34L100 33V38L102 39H98V37H99V35H96V33H93ZM116 32H117V35H116ZM119 32V33H118ZM124 32V33H123ZM135 32H137V34L135 33ZM145 32V33H144ZM36 33V34H35ZM40 35H38V34ZM44 33H48V36H49V39H47V38H43V36L45 35L46 37H48L46 34H44ZM64 33V34H63ZM84 33H86V34H84ZM106 33V35H104ZM115 33V34H114ZM139 33V34H138ZM143 33V35L144 36H146V37H144L143 38V40H142V37H143V35H141ZM147 33V34H146ZM3 34V35H2ZM51 34H54V37L51 35ZM64 35L63 37H65V38H61V35ZM76 34H77V36H76ZM93 34V35H92ZM109 34H110V38H109ZM124 34V35H123ZM50 35L52 36V37H50ZM78 35H80L82 38H80L81 39V41H80V39H77V37H80V36H78ZM82 35H84V36H86V35H88V36H91V37H93L92 39H88L87 41H88V43L86 42V41H84V43L82 42V40H84V39H87V38H89L88 36H87V38L86 37H84V36H82ZM114 35V37H113V39H112V36ZM121 35H123V36H121ZM135 35V36H134ZM36 36H38V37H40V38H37ZM58 38H61L62 39V41H61V39H60V41H59V39H57V37ZM104 36H106V37H104ZM128 36V37H127ZM138 36H140L141 37V39H140V37L138 38ZM147 36L149 37H151L152 39L153 38H155V39H151V38H147ZM35 37V38H34ZM56 37V38H55ZM75 37H76V39L78 40H75V41H77V43L73 40V39H75ZM83 37H84V39H83ZM94 37H96L97 39H98V41H97V39L96 38H94ZM130 37H131V40H130ZM53 38V39H52ZM54 38H55V41H54ZM73 38V39H72ZM115 38V39H114ZM119 38V39H118ZM135 39V40H133V39ZM145 38H147V39H145ZM158 38V39H157ZM37 39V40H36ZM41 39H43V40H41ZM46 39L47 40H49L48 42H51V44H52V42H54L53 44L54 45H49V43L47 44V41H46ZM64 39H66V40H64ZM94 39H96V40H94ZM105 39H111V41H113L114 40V42L113 43H111V41L110 40H108L109 41V44H108V41H106ZM121 39H123V40H121ZM159 39H161V42L162 43H159ZM39 40V41H38ZM41 40V41H40ZM53 40V41H52ZM57 40V41H56ZM64 40V41H63ZM72 40V41H71ZM90 40V41H89ZM92 40V41H91ZM99 40H100V42H99ZM121 40V41H120ZM138 40V42H136ZM140 40H142L143 41V43H142V41H140ZM148 40H149V43H148ZM14 41H16V42H14ZM46 41V42H45ZM58 41L62 44V45H64V44H68L67 45V47H71V49L72 48H77L78 47V42H80V44H81V42L83 43V46H81L82 47V50L80 51V48H79V51L81 52H78L79 53V55H78V53H77V55H78V58L80 57V58H82V60L80 59L79 61L77 60L78 58H77V56H76V54H74L73 55V52H77V50L75 49V51L73 50V51H69L68 50V48H67V52L69 51L72 55H70V53H66V45H64V47L65 48H63L62 47V45L60 44V43H58ZM74 41V42H73ZM94 41V42H93ZM96 41V42H95ZM103 41H105V42H103ZM116 41V42H115ZM151 41H152V43H151ZM154 41V42H153ZM156 41H158V42H156ZM38 42V43H37ZM41 42H42V44H43V46H42V44H41ZM57 42V43H56ZM65 42V43H64ZM71 42H72V46H71ZM86 42V43H85ZM91 42V43H90ZM118 42V43H117ZM120 42V43H119ZM157 43V45L155 46L154 45V43ZM37 43V44H36ZM46 43V44H45ZM56 43V44H55ZM76 43V46L77 47H75V45L74 44ZM101 43V45H99ZM123 43V44H122ZM137 43V45H135ZM152 45H151V44ZM57 44H60V45H57ZM85 44V45H84ZM89 46V48H88V46ZM91 44L92 45H94V48L91 46ZM109 45L108 47H107V45ZM113 44H115V45H113ZM117 44H119L118 46H117ZM127 44V45H126ZM150 44V45H149ZM163 44V45H162ZM14 45V46H13ZM39 45V46H38ZM55 45H56V48H55ZM113 45V46H112ZM124 45H125V47H124ZM133 45V46H132ZM141 46V47H139V46ZM146 45L148 46H152V50L151 49H149V47H146ZM161 47L162 46V48H163V46H164V48H166L164 51L162 50V48H161V50H159V46ZM50 46V47H49ZM103 46H104V49H102L103 48ZM117 46V48H115V47ZM119 46H121V47H119ZM134 46L136 47V49L134 48ZM143 46L146 48V50L148 49V52L150 51H152V53H148L144 48H143ZM166 46V47H165ZM9 47V48H8ZM47 47H49V49H51L50 51L51 52H49V54H48V48ZM58 47H60V49L58 48ZM63 49H62V48ZM80 47V46H79ZM92 47V48H91ZM119 47V48H118ZM157 47V48H156ZM15 48H16V50H15ZM46 48H47V51H45L46 50ZM55 48V51L53 50ZM60 50H58V49ZM115 48V52H117V51H119V49L121 50V51H119L118 53L120 54H118L117 53V56H115V52L114 51H112V49H114ZM125 48V49H124ZM143 48V49H142ZM93 49V51L95 52L96 50L95 49H97L98 51L96 52V54L97 53H99L101 56H103V59L104 60H106V61H104L103 59H102V57L101 56H99L98 54H97V57H95V53L92 55V53H89L91 50ZM100 49V50H99ZM104 51H102V50ZM111 51H110V50ZM128 49V50H127ZM129 49L131 50V51H129ZM139 50V54H138V50ZM170 49V48H169ZM168 49V50H169ZM9 50V51H8ZM15 50V51H14ZM52 50H53V53H52ZM62 50H64V51H62ZM89 50V51H88ZM106 50V51H105ZM125 50H127L126 52H125ZM146 52H145V51ZM158 50V51H157ZM56 51H59V54H60V52L62 51V52H64L63 54H60L59 55V57H57L58 56V53L56 52ZM124 51V52H123ZM129 51V52H128ZM136 51V52H135ZM172 51V50H171ZM8 52V53H7ZM61 52V53H62ZM75 52V53H76ZM86 52H87V56L89 57V55L91 56V59H92V61H91V59H89L87 56H86V58L89 60H86L84 57L85 56H83L84 54L83 53H85V55H86ZM112 52H114V53H112ZM123 54H122V53ZM130 52H131V54H130ZM133 52H135L136 53V56H135V54L133 55ZM144 52H145V54H146V56H145V54H144ZM155 52H156V54H155ZM159 52V53H158ZM161 52H162V54H163V57H162V55H161ZM5 53H7V54H5ZM15 53V54H14ZM18 53V54H17ZM52 53V54H51ZM55 53V54H54ZM66 53V54H65ZM112 53V54H111ZM124 53H126L125 54V56H124ZM148 53V54H147ZM10 54V55H9ZM80 54H81V56H80ZM103 54V55H102ZM106 54H108V55H106ZM109 54H111L110 56H109ZM113 54H114V57H113ZM130 54V55H129ZM150 54V55H149ZM159 54L161 55V57L159 56ZM172 54H174V53H172ZM4 55V56H3ZM14 55V56H13ZM52 55V56H51ZM57 55V56H56ZM70 56V57H67V56ZM104 55H105V57H104ZM124 56L123 58L127 61V60H129L128 61V63L123 59V62H122V57L121 56ZM128 55V56H127ZM155 55H157V56H155ZM167 55H168V57H167ZM8 56V57H7ZM9 56L11 57V59H9ZM13 56V57H12ZM29 56H30V58H29ZM32 56V57H31ZM56 56V57H55ZM60 56H64L65 57V62H64V57L62 58V57H60ZM74 56V57H73ZM100 57V60L103 62V64H104V66H103V64H101V62L99 63V61L100 60H98L99 59V57ZM133 58H132V57ZM145 56V57H144ZM150 58H149V57ZM164 56H166V57H164ZM174 56V55H173ZM6 57H7V59H6ZM51 57H53L54 59H52ZM67 57V58H66ZM93 57V58H92ZM95 57V58H94ZM109 57V58H108ZM111 57V58H110ZM115 57L117 58V61H113V59L114 60H116L115 59ZM130 57V58H129ZM136 57V58H135ZM29 58V59H28ZM50 58H51V60L52 61H50ZM59 58H62V60L60 59L59 60ZM69 58V59H68ZM73 58H75V59H73ZM86 60V61H84V59ZM106 58H108V59H106ZM119 58V59H118ZM129 58V59H128ZM157 58V59H156ZM160 58H164V60L165 61H163V60H160ZM168 59V61L169 62H167V59ZM5 59V60H4ZM49 59V60H48ZM56 59H57V61L59 60V63H60V61H61V65L60 66H57V65H59V63L56 61ZM68 59V60H67ZM73 59V60H72ZM135 59V60H134ZM141 59V60H140ZM3 60H4V62H3ZM8 60V61H7ZM28 60V61H27ZM31 60V61H30ZM54 60H55V62H57L56 64L57 65H55V63H54V67L55 68H53V63L52 62H54ZM98 60V61H97ZM113 61L114 62V64L116 63V62H118V64L116 63V65H119L121 62V65H119L120 66V69H119V66H116V68H114L115 66L114 65H111V63L112 62H110V61ZM119 60H120V63H119ZM131 60V61H130ZM137 60H138V62L139 63H137ZM146 60H149L148 62H146ZM43 61V62H42ZM63 61V62H62ZM67 61L69 62V63H67ZM78 62V65H76L77 64V62ZM82 61V62H81ZM87 61H88V63H87ZM95 61V62H94ZM136 61V62H135ZM141 61V62H140ZM151 61H152V63H151ZM3 62V63H2ZM8 62H9V64H8ZM28 62V63H27ZM48 62V63H47ZM50 62H51V64L52 65H50ZM94 62V63H93ZM104 62H108V63H106V64H109V65H106L105 66V63ZM126 62V63H125ZM132 62L134 63L135 62V64L136 65H132ZM165 63L166 62V64H162V63ZM8 64V66L10 67V71H9V69L7 68V64ZM29 63L31 64V65H29ZM86 63H87V65H86ZM90 63V65L92 66H90V65H88ZM94 65H93V64ZM95 63H97V64H95ZM129 63H131V65H132V68H131V65H129ZM167 63L169 64V65H167ZM5 64V65H4ZM28 64V66L26 67V65ZM67 64H69L68 66H67ZM72 64H73V66H72ZM79 64L80 65H82V67H81V69H79L78 67H79ZM101 65V67L102 68H106L105 69V71L106 72H108L109 74L108 75H106L107 73H105V71H104V69H101V67H100V65ZM138 64L140 65L139 67H138ZM148 64H149V66H148ZM152 64V65H151ZM153 64H155L154 65V67H152L153 66ZM173 64V65H174ZM48 65H50V67H48ZM76 65V66H75ZM100 67H98V66ZM150 65H151V67H150ZM158 65V66H157ZM6 66V67H5ZM75 66V67H74ZM96 66V67H95ZM109 66V67H108ZM111 66V67H110ZM2 67H4L3 69H2ZM28 67H30V69H28ZM48 67V68H47ZM72 67V68H71ZM74 67V68H73ZM91 67V68H90ZM98 67V68H97ZM108 67V68H107ZM128 67H130V68H128ZM136 67V68H135ZM138 67V68H137ZM159 68V71H158V68ZM171 67H173V66H171ZM53 68V69H52ZM77 68V72L75 71V72H73V70H75ZM90 68V69H89ZM110 68H112V69H114V70H112L111 69V73H110V71H109V69ZM124 68V69H123ZM135 68V69H134ZM32 69V70H31ZM51 69L53 70L52 72H51ZM93 69H95V70H98V69H101V71L100 70H98L97 72L96 71H94ZM108 69V70H107ZM121 69H123L122 71H120ZM127 69H129V70H127ZM131 69V70H130ZM155 69V70H154ZM50 70V71H49ZM55 70V71H54ZM61 70V71H60ZM92 70V71H91ZM146 70V71H145ZM147 70H149L150 72L149 73H147L148 71ZM154 70V71H153ZM157 70V71H156ZM172 70V71H171ZM80 71V72H79ZM104 71V72H103ZM116 72V74L114 73V72ZM118 71H120V72H118ZM134 71H135V73H134ZM141 71V72H140ZM144 71V72H143ZM166 71V73H163V72H165ZM177 71V70H176ZM27 72H31L30 74L29 73H27ZM69 72V73H68ZM88 74V75H90V76H88L86 73ZM96 72V73H95ZM102 72V73H101ZM122 72V73H121ZM132 72V73H131ZM156 74H155V73ZM170 72V74L168 75V73ZM7 73V74H6ZM10 73V74H9ZM52 73V74H51ZM75 73V74H74ZM90 73V74H89ZM96 74V75H94V74ZM99 73V74H98ZM115 75H113V74ZM129 73H131V74H129ZM146 73V74H145ZM179 73V72H178ZM28 74V75H27ZM72 74H74V75H72ZM82 74V75H81ZM92 74H93V76H92ZM103 74V75H102ZM119 74V75H118ZM137 76H136V75ZM151 74H153L152 76H151ZM30 75V76H29ZM32 75V76H31ZM78 75V76H77ZM111 75V76H110ZM140 75V76H139ZM161 75V76H160ZM120 77V78H118V77ZM136 76V77H135ZM139 76V77H138ZM147 76V77H146ZM158 76V77H157ZM34 77V78H33ZM62 77H64L63 78V80H62ZM77 77V78H76ZM86 77V78H85ZM89 77H91V78H89ZM96 77H97V79H96ZM99 77V78H98ZM108 77V78H107ZM116 77H117V79H116ZM174 77H175V75H174ZM177 77V79H179V75H177L176 76ZM176 77H175V79L174 80H176L177 81V79H176ZM31 78V79H30ZM57 78V79H56ZM81 78V79H80ZM88 78V79H87ZM93 78V80H91ZM111 78V79H110ZM115 78V79H114ZM125 78V79H124ZM152 78V79H151ZM163 78V79H162ZM23 79V80H22ZM25 79V80H24ZM30 79V80H29ZM39 79H41V80H39ZM44 79V80H43ZM54 79V80H53ZM58 79H60V80H58ZM76 79V80H75ZM124 79V80H123ZM136 79V80H135ZM140 79V80H139ZM149 79H150V81H149ZM159 79V80H158ZM5 80V81H4ZM15 80H16V82H17V84H16V82H15ZM62 80V81H61ZM82 80V81H81ZM84 80V81H83ZM91 80V81H90ZM101 80H102V82H101ZM115 80H116V82H117V84H118V86H119V83L120 82H123V81H125V82H123L124 84H122V83H120L121 85H120V87H118L117 85H116V82H115ZM142 80V81H141ZM164 80L165 81H167V80H169V82H170V84H168V81H167V84H166V82H164ZM173 80V81H174ZM1 81H2V84H1ZM24 81V82H23ZM34 81V82H33ZM53 81H54V83H53ZM56 81H59L58 82V84H60V85H58L57 84V82ZM69 81V82H68ZM73 81H75V82H73ZM76 81H77V83H76ZM79 81V82H78ZM81 81V82H80ZM89 81V82H88ZM98 81V82H97ZM120 81V82H119ZM133 81V82H132ZM138 81H140V85H138L139 84V82ZM160 81V82H159ZM20 82H22V83H20ZM30 82V83H29ZM31 82H32V84H31ZM38 82H39V84H38ZM46 82V83H45ZM72 82V83H71ZM96 82H97V84H98V86L96 85ZM106 82V83H105ZM163 83V84H160V83ZM172 82V83H171ZM20 83V84H19ZM29 83V84H28ZM54 84L52 87H53V90L51 91V92H53L55 89H56V92L59 90L60 92H58V93H60L59 94V96H60V99H59V97H58V100H55V102H57V105H58V103H60L59 104V106H58V110L56 111L54 108H50V107H48L49 105H47V103L46 104H44V100L46 99V96L48 95V97H49V94H51L50 95V97L52 96V95H55V94H53V93H51L50 92V88H52V87H49L50 86V84ZM65 83L67 84V88H68V92H69V94H68V92H67V94L65 95L64 94V92L65 91H63L64 89H62V88H64L66 85H65ZM68 83H69V85H68ZM75 83H76V85H75ZM92 83V84H91ZM94 83V84H93ZM111 83V84H110ZM113 83V84H112ZM128 83V84H127ZM134 83H136L135 85H134ZM26 84H27V86H26ZM51 84V85H52ZM88 84V85H87ZM106 84V85H105ZM131 84V85H130ZM147 84V85H146ZM172 84V85H171ZM56 85H57V87H59V86H61V87H59L58 89H57V87H56ZM73 85H75V87L73 86ZM91 85H92V87H91ZM101 85V86H100ZM123 85V86H122ZM126 85H128L129 86V88H128V93H126L127 91L126 90H124V89H127V87L128 86H126ZM133 85V86H132ZM145 87H144V86ZM152 85V86H151ZM161 87H160V86ZM167 87H166V86ZM169 85V86H168ZM171 85V86H170ZM3 86V87H2ZM35 86H37V87H35ZM80 86V87H79ZM90 86V87H89ZM96 86V87H95ZM100 86V87H99ZM111 86V87H110ZM149 86V87H148ZM25 87H27L28 89H25ZM32 87V88H31ZM71 87H72V89H71ZM73 87H74V89H75V91H74V89H73ZM83 87H84V89H83ZM86 87V88H85ZM106 87V88H105ZM107 87H110V88H107ZM113 87H114V89H115V91H114V89H113ZM116 87V88H115ZM153 87V88H152ZM158 87H160L159 89H158ZM172 87V88H171ZM175 87V86H174ZM45 88V90H43ZM67 88H65L66 89V91H67ZM79 88H80V91H79ZM141 88V89H140ZM142 88H144L143 90H142ZM169 88V89H168ZM1 89H2V91H3V89H4V91L6 92H4L5 93V95H3L4 93L1 91ZM25 89V90H24ZM35 89H37V90H35ZM43 90L44 91V93H43V91H42V93H41V91L40 90ZM47 89V90H46ZM89 89H91V91L89 90ZM94 89H96V90H94ZM110 89H112V90H110ZM120 89H121V91H120ZM134 89V90H133ZM139 89V90H138ZM151 89V90H150ZM155 89V90H154ZM166 89V90H165ZM12 90L14 91V92H12ZM86 90H88V91H86ZM105 90V91H104ZM118 90L120 91V93L118 92ZM132 90V92H130ZM135 90H138V91H135ZM149 90V91H148ZM156 90H157V92H156ZM160 90V91H159ZM173 90V91H172ZM11 91V92H10ZM27 91H30V92H27ZM38 91V92H37ZM61 91H63V94L66 96V99H65V101H67V102H65V103H68V109L66 110V108H64L63 110H64V114L66 115V117H65V115H63V114H61V109L60 108H63L62 106L64 105L63 103H62V101H60L61 99H62V96H64V95H62V92ZM94 91V92H93ZM104 91V92H103ZM107 91H109L108 93H107ZM114 91V93H116V94H114V96H112L113 94H112V92ZM123 91H125V92H123ZM140 91V92H139ZM145 91V92H144ZM152 91V92H151ZM10 92V93H9ZM20 92V93H19ZM23 92V93H22ZM46 92H47V94H46ZM75 93V97H74V93ZM78 92V93H77ZM81 92V93H80ZM83 92H85V93H83ZM90 92L92 93L91 94V100H90V97H88L89 99H85V98H87V95L89 94L90 95ZM96 92H98V94H100L99 95V97H98V99H101L102 97V99L103 100H98L97 101V98H96V95L98 96V94L96 93ZM111 92V93H110ZM131 94H130V93ZM135 92V93H134ZM137 92V93H136ZM143 92V93H142ZM165 92H166V95H163V93L165 94ZM168 92H169V94H171V95H169L168 94ZM181 92V91H180ZM14 93V94H13ZM24 93L25 94H27V95H24ZM39 93V94H38ZM41 93V94H40ZM103 93V94H102ZM118 93H119V95H118ZM123 93V94H122ZM125 93V94H124ZM148 93H150V95L153 97H151ZM164 96V98L162 99V95ZM20 94H21V97H20V100H19V96H20ZM83 94H84V97L82 98H80V95L81 96H83ZM85 94H86V96H85ZM94 94V95H93ZM109 94V95H108ZM112 94V95H111ZM137 94H139V95H137ZM141 94H143L144 96H145V94H146V96L148 95V97H144V98H142L143 97V95H141ZM176 94V95H175ZM8 95V96H7ZM11 95V96H10ZM24 96V98H23V96ZM34 95V96H33ZM57 95V94H56ZM79 95V96H78ZM123 95V96H122ZM127 97H125V96ZM130 95V96H129ZM133 95V96H132ZM157 95H161L160 97H158ZM169 95V99L167 98V96ZM172 95H174V96H172ZM9 96H10V98H9ZM16 96V97H15ZM58 96V95H57ZM93 96L95 97L94 99H93ZM100 96H102V97H100ZM108 96H109V98H108ZM110 96H112V97H110ZM116 96V97H115ZM118 96V97H117ZM123 97V98H125V99H120L121 97ZM129 96V97H128ZM141 98V100H140V98ZM175 96L177 97V98H175ZM187 96H188V94H187ZM189 96H190V94H189ZM14 97H15V99H14ZM18 97V98H17ZM30 97V98H29ZM39 97H40V99H39ZM42 97H43V99H42ZM49 97V98H50ZM53 98H54V96H52ZM56 97V96H55ZM157 97V98H156ZM173 98V100L171 99V98ZM181 97V98H180ZM3 98V99H2ZM5 98V99H4ZM108 98V99H107ZM116 98H118V99H116ZM128 98H130L129 100H128ZM138 98H139V100H138ZM150 100H149V99ZM154 100V101H151L152 99ZM156 98V99H155ZM161 98V99H160ZM175 98V99H174ZM190 98V97H189ZM192 98V97H191ZM17 99L19 100L18 102H16L17 101ZM64 99V98H63ZM69 99V100H68ZM76 99V100H75ZM82 99V100H81ZM83 99H85V100H83ZM93 99V100H92ZM95 99H96V101H95ZM115 99V100H114ZM144 99H146L145 101H146V103L148 104V102H149V104L151 105H149L148 104V111H149V115H148V117L150 118V121H148L147 120V122H146V120L145 121H143V119H145V117H147L146 115L147 114H145L144 116V118L143 119H141V121L142 122H144V124H142V122L140 123V118H138V122L140 123V127L139 126H137V122H136V118H134V119H136L135 120V122H134V120H133V122H131V118L132 117H134L135 115H136V113H138V114H140V115H142V116H140L141 118L143 117V113H148V111H147V105L145 104V101H144ZM159 99V100H158ZM35 102H37V103H35ZM39 100H40V102H39ZM43 100V101H42ZM47 100V99H46ZM52 100H54V99H52ZM86 100H90L91 101V103L89 104ZM107 100V101H106ZM109 100H111V101H109ZM114 102H113V101ZM118 100H120V101H118ZM130 100H132V102L130 101ZM133 100L135 101V102H133ZM157 100V101H156ZM162 100V101H161ZM176 100V101H175ZM187 100V99H186ZM2 101V102H1ZM25 101V102H24ZM27 101V102H26ZM49 101V100H48ZM60 101V102H59ZM81 103V105L78 103ZM84 101V102H83ZM93 101H95V102H93ZM103 101V102H102ZM115 101H117L118 103L116 104L115 103ZM123 101V102H122ZM125 101V102H124ZM129 101V102H128ZM137 101H138V104L136 105V103H137ZM144 101V102H143ZM159 102V101H161L162 103V105L163 106H160V102L159 103H157L156 104V102ZM173 101V102H172ZM3 102H5V103H3ZM6 102H7V104H12L11 106L10 105H7L6 104ZM46 102V101H45ZM50 102V101H49ZM101 102V103H100ZM112 102V103H111ZM124 103L123 104V106H122V103ZM127 102V104H128V106L125 104ZM155 102V104H153V103ZM186 102H188V100L186 101ZM185 102V103H186ZM196 102V101H195ZM15 103H18V106H17V104H15ZM22 103H23V105H22ZM27 105H26V104ZM63 105H62V104ZM87 103V105H83V104H86ZM93 103H95V104H97V103H100V105L102 104V106H100V105H94ZM110 103V104H109ZM135 103V104H134ZM144 103V104H143ZM190 103V102H189ZM197 103H199V101L197 102ZM40 106H39V105ZM42 104H43V107L44 106H46V108L44 107V110L45 109H51L52 110V112L54 113V111L57 113H55V115H54V118H52L51 116V122H52V124H54V125H50V128L48 127L47 128V124H45V126H46V128L44 127V125L42 126V124H44V123H42V124H38V123H36V121H34L36 124V126L34 125L33 126V118H32V116H36L37 114H39V116H37V117H39L40 118V116H41V114H42V112L39 110V109H37L38 108V106H39V108L41 107L42 108ZM50 104V103H49ZM70 104H72V105H70ZM107 106H106V105ZM112 104V105H111ZM113 104L115 105L116 104V110H115V106H113ZM133 104H134V106H133ZM158 104H159V107H160V109H158V107H156V109H158L159 111L156 113L157 114V116H156V114H153V116H151L150 117V113L152 112V113H155V111H157V110H155V108H153V107H155V106H158ZM170 104V105H169ZM176 104H175V106H176ZM192 104L193 103H191V105L190 106H192ZM16 105V106H15ZM51 105V104H50ZM75 105V106H74ZM78 105H80V107H78ZM90 105H91V107H90ZM94 105V106H93ZM109 105V106H108ZM111 105V106H110ZM135 105H136V108H135ZM143 105L146 107V109H144L145 107H143ZM153 105H155V106H153ZM178 106L176 107V108H179V105H181L180 103H178L177 104ZM194 105V104H193ZM28 106V107H27ZM37 106V107H36ZM71 106H74L73 108L71 107ZM84 106L86 107V108H84ZM121 106V107H120ZM125 106V107H124ZM132 106V107H131ZM141 106V107H140ZM173 106H174V104H173ZM172 106V107H173ZM198 106V105H197ZM32 107H34V108H32ZM70 107L72 108V110L70 109ZM81 107H83V111H79V109L80 110H82V108ZM90 107V108H89ZM100 107V108H99ZM107 107V108H106ZM119 107H120V111H119ZM123 107V108H122ZM126 107H127V109H129L130 108V110H128V111H126L127 109H126ZM143 107V108H142ZM163 107V108H162ZM187 107V106H186ZM186 107H184V108H186ZM31 108V109H30ZM74 108L75 109H77V111H75L74 110ZM87 108H88V110H90V111H88L87 110ZM92 108V109H91ZM93 108H95V109H93ZM131 108H132V110L135 108V110H133V113H131L132 112V110H131ZM141 108V109H140ZM191 108V107H190ZM189 108V109H190ZM195 108V107H194ZM15 109H16V111H15ZM34 109V110H33ZM49 109V110H50ZM54 109V110H53ZM106 109V110H105ZM136 109H138V110H136ZM166 109H167V107H166ZM7 110H9V111H7ZM25 110V111H24ZM39 110V111H38ZM44 110H42V111H44ZM49 110H47V111H49ZM85 110H87V111H85ZM95 111V112H92V111ZM100 110V111H99ZM102 110V111H101ZM113 110H114V112H113ZM140 110V111H139ZM173 110H174V108H173ZM176 110V109H175ZM178 110V109H177ZM195 110V109H194ZM12 111V112H11ZM33 111V112H32ZM38 111V112H37ZM46 111V110H45ZM44 111V112H45ZM72 111L74 112V114H75V116L76 117H74V114H72ZM109 111V112H108ZM121 111H125L124 113H125V115L121 112ZM129 111H131L130 112V114L129 115H131V117L129 116V118H127L128 117V113H129ZM136 113H135V112ZM140 113H139V112ZM154 111V112H153ZM10 112V113H9ZM22 112H25V113H22ZM27 112V113H26ZM28 112H30L31 113V115H30V113H28ZM41 112V113H40ZM43 112V113H44ZM50 112V111H49ZM60 114H59V113ZM63 112V111H62ZM80 112V113H79ZM82 112V113H81ZM85 112V113H84ZM100 112V113H99ZM119 112H121L122 113V115H124L123 117H122V115H121V113L119 114H117V113ZM126 112H128V113H126ZM177 112H179V111H177ZM185 112V113H184ZM188 112L190 113V114H192V115H190V117H189V114H188ZM48 113V112H47ZM46 113V114H47ZM67 113V114H66ZM92 113V114H91ZM95 113V115H93ZM98 113V114H97ZM135 113V115L134 116H132V114H134ZM142 113V114H141ZM152 113H151V115H152ZM165 113V112H164ZM173 113V111H171V114ZM181 113V114H182ZM197 113V112H196ZM200 113V112H199ZM33 114V115H32ZM45 113H44V115H46ZM49 114V113H48ZM72 115L71 117H70V115ZM77 114H80V116H78ZM88 114H89V116H88ZM115 114V115H114ZM160 114H162V112H160ZM179 115H180V113H178ZM201 114V113H200ZM17 115L19 116L18 118H17ZM43 115V114H42ZM60 115H63V116H61V118H60ZM99 115V116H98ZM114 115V116H113ZM120 115H121V117L123 118V120H121L122 118L120 117ZM173 115V114H172ZM7 116H9V118L7 117ZM12 116V117H11ZM13 116H14V118H13ZM34 116V118H37V117H35ZM56 116V117H55ZM59 116V117H58ZM68 116V117H67ZM86 116V117H85ZM94 116V117H93ZM108 116H109V118H108ZM116 116V117H115ZM126 116V117H125ZM138 116V117H139ZM155 116L157 117L156 119L157 120H159V121H157L156 119H155ZM181 116V115H180ZM193 116H195L196 118H193ZM3 117V118H2ZM25 117V118H24ZM28 117V118H27ZM47 117V116H46ZM63 117V118H62ZM80 117V118H79ZM136 117V116H135ZM154 117V118H153ZM159 117V118H158ZM189 117V118H188ZM12 118V119H11ZM17 118V119H16ZM22 118H23V120H22ZM67 118V119H66ZM77 118V119H76ZM84 118V119H83ZM113 118V119H112ZM114 118H115V120H116V118L117 119H119L120 118V121H123V123L122 122H120L122 125H124L123 127H122V125H119L118 124V122L119 121H115L114 120ZM125 118L126 119H128V120H125ZM148 118V119H149ZM166 118H167V120H166ZM188 118V119H187ZM193 120V122H192V120ZM2 119H3V121H2ZM4 119H8L7 121L6 120H4ZM13 119H15V120H13ZM53 119V120H52ZM56 119H57V121H56ZM73 121H72V120ZM79 119H81V121L79 120ZM86 119V120H85ZM103 119V120H102ZM107 119V120H106ZM133 119V118H132ZM153 119H154V123H152V121H153ZM176 119V120H175ZM12 120V121H11ZM29 120V121H28ZM61 120V121H60ZM64 120H66V121H64ZM75 120V121H74ZM83 120V121H82ZM94 120H96L97 121V124H96V121H94ZM111 120H114V122L113 121H111ZM169 120V121H170ZM187 120H188V123H187ZM191 120V121H190ZM3 123H2V122ZM4 121H6V123L4 122ZM26 121H28V122H26ZM54 121V122H53ZM56 121V122H55ZM70 121V122H69ZM72 121V122H71ZM125 121H128L127 122V124H124V123H126ZM157 121V122H156ZM196 121V122H195ZM198 121V122H197ZM14 122V123H13ZM19 122V123H18ZM24 122H26V124L25 125H21V124H23ZM29 122H31V123H29ZM63 122V123H62ZM74 122V123H73ZM85 122H86V125H85ZM93 122V123H92ZM94 122H95V124H94ZM101 122V123H100ZM103 122V123H102ZM114 123V125H113V123ZM115 122L117 123V124H115ZM149 122V123H148ZM181 122V123H180ZM184 122V123H183ZM12 123V124H11ZM56 123H59V125L55 128V125H56ZM65 123V124H64ZM71 123H73V124H71ZM78 123V124H77ZM80 123V124H79ZM90 123V124H89ZM105 123V124H104ZM108 123H109V125H108ZM111 123V124H110ZM157 123V124H156ZM168 123L170 124L169 126H167L168 125ZM189 123V124H190ZM200 123V122H199ZM202 124H203V122H201ZM200 123V124H201ZM3 124V125H2ZM18 124H19V127H18ZM62 124V126L60 127V125ZM103 124V125H102ZM129 124V125H128ZM26 125L28 126V128H26ZM30 125H32V126H30ZM83 125V126H82ZM95 125V126H94ZM100 125V126H99ZM111 125L113 126V127H115V126H117L116 128H114V129H116V131H118L119 133H117V132H113V136H112V134H111V132L113 131V127H111ZM119 125V126H118ZM132 125V126H131ZM147 125V126H146ZM151 125V126H150ZM160 125H161V128H160ZM185 125V126H184ZM196 125V124H195ZM208 125V124H207ZM51 126H53L54 128L53 129H51L52 127ZM64 126H65V131H64ZM76 126V127H75ZM85 126V127H84ZM90 126V127H89ZM110 127V129H111V131H110V129H109V127ZM127 127V128H125V130H123L124 129V127ZM142 126V127H141ZM199 126V129H200V125H198ZM201 126H203V125H201ZM8 127H11V128H9L8 129ZM33 127V128H32ZM71 127H73V128H71ZM81 129H80V128ZM95 127V128H94ZM101 127V128H100ZM106 127L108 128V129H106ZM121 127H122V129H121ZM147 127H148V130H147ZM153 127V128H152ZM169 127V128H168ZM6 128V129H5ZM26 128V129H25ZM32 128V129H31ZM43 128V129H42ZM60 128V129H59ZM75 128V129H74ZM77 128H79V129H77ZM86 128V129H85ZM90 130H89V129ZM91 128H93V129H91ZM131 128V129H130ZM150 128V129H149ZM205 128H208L206 125H205V127H203L202 129V131H204L205 130ZM23 129H24V131H23ZM49 130L48 132L47 131H45V130ZM55 129V131H58V132H56L57 134H58V136H59V134L60 133H62V136H59L58 138H59V140H58V138H57V136H56V133L53 131ZM59 129V130H58ZM62 129H63V131H62ZM67 129H68V132H67ZM82 129H85V130H83V131H86L87 129V131L86 132H82L81 130ZM96 129L99 131H97L98 133H96ZM103 129H104V131H103ZM108 130V131H106V130ZM127 129V130H126ZM168 129V130H167ZM197 129H198V127H197ZM2 130V131H1ZM9 131L10 132V136H9V132H4V131ZM34 130H35V132H34ZM43 130V131H42ZM60 130H61V132H60ZM69 130H70V133H69ZM122 132H121V131ZM128 130H129V132H128ZM144 130V131H143ZM147 130V134L145 133V131ZM152 130V131H151ZM154 130V131H155ZM207 130V129H206ZM29 131V132H28ZM78 131H80L79 133H78ZM90 133H89V132ZM93 131V132H92ZM110 131V132H109ZM139 131V132H138ZM200 131V130H199ZM198 131V132H199ZM208 131V130H207ZM206 131V132H207ZM23 134H22V133ZM31 132V133H30ZM38 132V133H37ZM44 133L43 134V137H41L42 136V133ZM50 132V133H49ZM77 132V133H76ZM92 132V133H91ZM102 132H106V133H104V135L106 136V137H108V135L110 134L111 135V141L109 140L110 138H108L107 140H109L111 143H108L109 144V146L107 147V145L108 144H105V143H103L104 141H105V139H106V137H104V140L102 139L103 137H100L99 138V135L101 136H104L103 134H100V133H102ZM109 132V134H107ZM134 132V133H133ZM198 132H197V134H198ZM3 133V134H2ZM32 133H37V135L35 134V138H34V134H32ZM49 133V134H48ZM68 135H67V134ZM85 133V134H84ZM88 133V134H87ZM141 133V134H140ZM31 134H32V136H31ZM39 134V135H38ZM50 134H55V137L56 138H54V135H50ZM67 136H66V135ZM72 134V135H71ZM81 134H83V135H81ZM97 134V135H96ZM99 134V135H98ZM122 134V135H123ZM23 135H24V137H23ZM69 135H71V136H69ZM76 135H78V136H76ZM89 136V138H90V136H91V139H92V141H90L91 139H89L88 138V136ZM128 135H130V134H128ZM140 137H139V136ZM5 136V137H4ZM53 136V137H52ZM66 138H65V137ZM84 136H85V140H83V139H81V137H83L84 138ZM117 136L115 137V138H117ZM133 136H135V135H133ZM142 136V137H141ZM196 136V137H195ZM194 136V140L196 141L197 139V135H195ZM6 137H8V138H6ZM32 137V138H31ZM52 137V138H51ZM76 137V138H75ZM112 137H113V139H112ZM192 137V139H193V136H191ZM29 138V139H28ZM38 138V139H37ZM40 138H41V140H40ZM50 138V139H49ZM61 138V139H60ZM69 139V141L71 142H69L68 141V139ZM205 138V141H202L201 142V145H200V141L198 142V144H199V146H198V150H197V153L195 154V156H196V158L198 159L199 158V160H201V158L200 157H203V156H205V157H207V160L209 161V166H208V169H209V171L210 172H207V170H206V172L207 173H209V175H210V177L211 178H213V180H216V178L214 177V176H217V180H218V176L220 177V179L222 178V176H223V174H225L224 176L228 179L227 181L229 182V184L228 183H225V181L226 180H224V184H227V185H225L226 187V189H227V196H228V198H230L231 200H232V198H233V203H235V204H233V203H229L230 202V199H229V201H228V199L226 198V196L224 197L223 195H221L220 196V194H219V196L218 197H220V198H218L217 197V199H215V198H213V197H215L216 195H215V191L212 189V194H214V195H212L213 197L212 198H206L205 200H207V199H209L208 201H206V203L208 202H211L210 204H211V206H212V210L214 209L213 207H215L216 206V208H218V206H219V210H222V211H219L220 212V214H221V216H220V214L218 213V211H216L215 209V211L217 212V213H215L214 212V210H213V212H212V210H211V206H210V204H209V206H210V208H209V206H208V203H207V207L209 208V216H211V217H209L210 219L211 218H214L213 220V222H215V223H217L218 221L220 222V221H223V222H221L220 224H222V223H226L225 221H227L228 220V218H229V220L227 221V223H230L231 221H232V223H234V224H241V209H242V207H241V205H242V201H241V191H240V193H238L239 191V188L241 187V169H239V167H238V169H236L237 168V164H236V168H233V166L232 165H230L229 166V164H228V166H227V164L226 163H224L225 162V160L224 161H222L221 160V158H220V154L219 153H221V152H219V153H217L216 154V152H215V150L214 149H216L215 148V146L213 147V145L214 144H212V145H210V146H212V147H210V149H212L211 151H213V152H211L210 151V149H209V145L207 144V141H209L208 139H206L207 138V136L206 137H204ZM7 139V140H6ZM25 139V140H24ZM31 139V140H30ZM53 139V140H52ZM54 139H55V141L56 142H54ZM57 139V140H56ZM67 140V141H65V140ZM81 139V140H80ZM88 139V140H87ZM95 139V140H94ZM10 140V141H9ZM27 140V141H26ZM35 140V141H34ZM46 140V141H45ZM50 140V141H49ZM62 140V141H61ZM78 140H79V143H78ZM83 140V141H82ZM106 140V141H107ZM115 140V139H114ZM142 140H143V138L141 139V141H139L140 143L142 142ZM204 140V139H203ZM207 140V141H206ZM40 141V142H39ZM41 141H42V143H41ZM52 141V142H51ZM57 141H58V143H57ZM86 141H88L87 143H86ZM89 141L91 142V143H89ZM94 141V142H93ZM108 141V142H109ZM4 142V143H3ZM64 142H69V144H67V143H64ZM78 144H77V143ZM86 144V145H84V143ZM97 142V143H96ZM135 142V141H134ZM138 142V141H137ZM136 142V143H137ZM203 142L205 143V144H203ZM44 143H46V144H44ZM55 143H57V145L55 144ZM62 143V144H61ZM73 143V145H72V147H71V144ZM80 143H82L81 144V146H78V145H80ZM95 144V146H93L92 144ZM209 143V142H208ZM211 143V142H210ZM49 144V145H48ZM52 144V145H51ZM53 144H54V146H53ZM59 144H60V146H59ZM77 144V145H76ZM135 144V143H134ZM134 144H132V146H134ZM139 144V143H138ZM42 145V146H41ZM46 145V146H45ZM52 147H51V146ZM82 145H84V146H82ZM90 145V146H89ZM103 145H106V146H103ZM208 145V146H207ZM34 146V147H33ZM38 146V147H37ZM59 146V147H58ZM93 146V148H91ZM137 146V145H136ZM206 146L208 147V149L206 148ZM3 147V148H2ZM40 147V148H39ZM59 148V149H57V148ZM61 147V148H60ZM65 147V148H64ZM75 147V148H74ZM82 147V148H81ZM106 147H107V149H106ZM124 147V146H123ZM122 147V148H123ZM126 147V146H125ZM128 147V149H130V153H132V155H133V152H135L136 150V152L137 153H139V154H141L142 152H144L145 150L143 149H140V147L139 146H137V147H133V149L135 150V148H136V150L135 151H133V152H131L133 149H131L130 147L131 146H127ZM127 147H126V150H125V148H123V151H126V152H128L127 150ZM32 148V149H31ZM42 148V149H41ZM43 148H49V149H43ZM51 148V149H50ZM62 148H64L65 150H66V153H64V152H62L60 149H62ZM69 148H71L73 151H74V149H75V151L76 152H78V149H80L79 150V152L78 153H76L75 151V153L73 152H71L72 150L70 149L69 150ZM77 148V149H76ZM95 148V149H94ZM109 148V149H110ZM112 148H114V146L112 147ZM112 148H111V150H112ZM116 148V147H115ZM115 148H114V150H115ZM120 148V147H119ZM139 148V149H138ZM55 149V150H54ZM64 149H62L63 151H65ZM95 151V152H93V150ZM117 149V148H116ZM121 149V148H120ZM218 149V148H217ZM42 152H41V151ZM47 150H50V152H48ZM54 150V151H53ZM58 150V151H57ZM103 150H105V152L103 151ZM108 152H107V151ZM110 150V151H111ZM141 150H142V152H141ZM38 151V152H37ZM40 151V152H39ZM48 153H47V152ZM53 151V152H52ZM61 152V154H59L58 152ZM67 151H70V152H67ZM91 151H92V153H91ZM97 151V152H96ZM120 151H122V150H120ZM138 151H140V152H138ZM146 151H148V149H146ZM56 152V153H55ZM135 152V153H136ZM38 153V154H37ZM51 155H50V154ZM71 153V154H70ZM115 153V152H114ZM118 153H119V151H118ZM124 154H125V152H123ZM129 153V154H130ZM134 153V154H135ZM136 153V154H137ZM145 153V152H144ZM2 154V155H1ZM49 154V155H48ZM59 154V155H58ZM63 154H65V156L63 155ZM67 154L70 156V157H68L67 156ZM74 154V155H73ZM77 154V155H76ZM103 155L102 157H101V155ZM123 154V155H124ZM128 154V153H127ZM135 154V155H136ZM143 154V153H142ZM198 154V155H197ZM203 154V155H202ZM219 154V155H218ZM42 155V156H41ZM46 155V156H45ZM48 155V156H47ZM59 157L60 155V157H59V160H58V157ZM78 156L76 159H75V163H73L74 162V160H73V162H72V164H70L71 163V161H72V158L74 157V156ZM90 155H91V157H90ZM97 155H99V157H97ZM107 155V156H108ZM116 155V154H115ZM118 155V154H117ZM119 155H120V153H119ZM123 155H121V156H123ZM131 155V154H130ZM146 155V154H145ZM200 155V156H199ZM202 155V156H201ZM210 155V156H209ZM213 157H212V156ZM219 157H218V156ZM52 156V157H51ZM73 156V157H72ZM75 156V157H76ZM84 156H85V158H84ZM107 156H106V158H107ZM110 156H112L111 155V153H110ZM120 156V157H121ZM128 156V157H127ZM126 157L127 158H129V155H127ZM214 156H216V157H214ZM222 156V155H221ZM47 157H49L50 159H48ZM62 157H64L63 158V160H61L62 159ZM66 157H67V159H69V160H71L70 161V163L68 162L67 163V161H69V160H66ZM115 156H113L112 158H114ZM140 157V156H139ZM141 157H144L143 155L141 156ZM226 157V156H225ZM40 158V159H39ZM61 158V159H60ZM71 158V159H70ZM78 158L80 159V160H78ZM101 158H103V160L101 159ZM108 158H109V156H108ZM117 157H115V159H116ZM123 158L124 157H122V159L121 160H118L117 161V164H118V162H120V161H122L123 160ZM157 158V156L155 157V159ZM215 158V159H214ZM227 158V157H226ZM48 159V160H47ZM55 159L56 160H58V161H55ZM88 159H90L91 160V162L90 161H88ZM110 159V158H109ZM113 160L112 159V161H111V159H110V162H111V164H110V162H109V160L107 159L106 160V163L105 162H103L105 165H104V167L107 165V163H108V166L109 165H112L111 166V169L109 168V170L111 171L115 166H117L116 168H115V170L119 173H117L114 169V171H115V175L113 174V173H110L111 175L113 174L115 177H113V178H117L118 179V181H120L121 179H122V177H126V176H128L129 178L131 177V178H134L133 176H135L136 177V175H134V174H136V173H134L135 172V169L134 168H130L131 166H133V165H129V163L131 162V160H129L126 164L129 166H127L126 164H124V166H125V169H123L124 167L122 166V163L120 164V165H116L115 163V161L116 160ZM134 159V158H133ZM132 159V160H133ZM149 159V158H148ZM151 159V158H150ZM216 159H217V161H216ZM37 160V161H36ZM43 160V163L42 162H40V161H42ZM44 160H46V162L44 161ZM50 160V161H49ZM52 160V161H51ZM66 162H65V161ZM85 160V161H84ZM95 160V161H96ZM99 160H101V161H99ZM128 160V159H127ZM127 160H125V162L127 161ZM135 160V159H134ZM221 160V161H220ZM47 161H48V164L47 165H49V164H51V163H53L54 162V164H53V169H51V165H49V166H47V165H44V166H46L47 167V169L45 170V169H43L42 168V164H45V163H47ZM62 161H64L63 163H62ZM81 163H80V162ZM114 161V162H113ZM124 161V160H123ZM146 161V160H145ZM151 161V160H150ZM159 161H160V159H159ZM203 161V160H202ZM216 161V162H215ZM226 161H228V160H226ZM230 161H231V159H230ZM229 161V162H230ZM233 161V160H232ZM35 162V163H34ZM36 162H37V164L38 165H41V166H35V165H37L36 164ZM45 162V163H44ZM51 162V163H50ZM59 162H61V165L59 166ZM77 162H79L80 163V165L81 164H83V165H81L80 166V168H79V170L77 171V169L76 168H74L75 166L76 167H78V163ZM136 162V161H135ZM134 162V163H135ZM143 162V161H142ZM148 162V161H147ZM220 162V163H219ZM41 163V164H40ZM55 163H56V165H55ZM65 163H67L69 166H71V169H72V165H74L73 166V170H74V178H72V179H74V180H72L71 178H70V181H66V182H68V185L69 186H71V187H69L68 185H65V184H67L66 182H65V180L63 179V181L61 182V180H62V177H66L67 175H69L68 174V170H70L71 171V169H69L70 167L67 165L66 166V164ZM112 163H114L115 165H114V167H113V164ZM132 163V162H131ZM141 163V162H140ZM146 163V162H145ZM215 165H214V164ZM222 163V164H221ZM232 163H234V162H232ZM33 164V165H32ZM86 164V165H85ZM95 164V163H94ZM102 163H100V165H101ZM148 164H149V162H148ZM159 164V163H158ZM198 164V163H197ZM200 165H201V161H200V163H199ZM62 165H64V168H65V170H66V167H67V170L66 171H64V168H63V166ZM85 165V166H84ZM100 165L99 164H96L95 166L96 167H98L99 166V168H100ZM136 165V164H135ZM211 165H212V167H211ZM234 165V164H233ZM62 167L61 169H57V167ZM92 166H93V164H92ZM95 166H93V168L95 167ZM119 166V167H118ZM145 166H149V165H144V167ZM9 167V168H8ZM45 167V168H46ZM48 167H49V169H48ZM54 167H56V168H54ZM95 167V168H96ZM113 167V168H112ZM123 169H121V168ZM126 167H128V169L126 168ZM136 167V166H135ZM141 167V166H140ZM139 167V168H140ZM210 167V168H209ZM234 167H235V165H234ZM241 167V166H240ZM6 168V169H5ZM92 168V169H93ZM94 168V169H95ZM98 168V169H99ZM107 168V167H106ZM121 170H120V169ZM205 168V167H204ZM207 168V167H206ZM211 168H214L213 170H215V168H216V171H214L213 172V170L211 169ZM231 168H232V170H231ZM35 169V170H34ZM40 169V170H39ZM42 169L44 170V171H42ZM55 169H57V174H59V171H60V175L63 173V175H58V176H60V177H58L57 176V179L58 180H60L58 183H57V181L58 180H56V176L55 175H57L55 172H56V170ZM86 169V170H85ZM101 169V168H100ZM105 169V168H104ZM221 169V170H220ZM235 169H236V171H240L238 174H237V172L235 171ZM5 170V171H4ZM53 170H54V172H53ZM82 170V171H83ZM91 170V169H90ZM109 170H108V175H109ZM120 170V171H119ZM127 170V171H126ZM128 170H131L134 174H132V176H130V171H128ZM137 170H139V169H137ZM212 170V171H211ZM234 170V171H233ZM4 171V172H3ZM37 173H36V172ZM92 171V170H91ZM90 171V172H91ZM97 171V169L95 170V172ZM125 171L126 173L127 172H129V173H127V175H126V173L123 172ZM220 171H222L223 172V174H222V172H220ZM35 172V173H34ZM39 172H41V173H39ZM46 174H45V173ZM48 172H51V174H52V176H51V174L49 175V173ZM95 172H92V173H95ZM103 172H105V171H103ZM137 172V171H136ZM142 172H144L143 170H142ZM220 172V173H219ZM233 172H235V173H233ZM45 175H43V174ZM48 173V174H47ZM70 173H72V172H70ZM78 173V174H79ZM84 173L82 172V173H80L79 174V178L81 179L82 177H80L81 175L83 176L84 175ZM90 174L89 173V175H90V178L92 179V178H94V180H91L90 178H89V176H88V178L90 179L89 180V184H91L90 182H98V183H94L93 184V182H92V186H96V184L97 185H99V183H100V179H99V181H97V179L99 178H96L93 174ZM106 173V172H105ZM121 173V174H120ZM139 174H140V172H138ZM137 173V174H138ZM146 173V172H145ZM219 173V174H218ZM4 174V175H3ZM9 174V175H8ZM35 174V175H34ZM38 174V175H37ZM66 176H65V175ZM88 174V173H87ZM96 174V173H95ZM138 174V175H139ZM143 174V176H145V174L144 173H142ZM160 174V173H159ZM213 174V175H212ZM215 174V175H214ZM216 174H218V175H216ZM235 174H237V176H235ZM4 176V177H2V176ZM91 175H93V177H91ZM98 175V174H97ZM101 175V174H100ZM107 174H106V176H108ZM119 175H120V177H119ZM122 175V176H121ZM141 175V174H140ZM140 175L138 176L139 178H144L142 175V177H140ZM8 176V177H7ZM54 177V179H52L53 180V182L49 179V181L48 180H46V182L44 181L45 180V178L47 179V178H49V177ZM72 176H73V174H72ZM147 176V177H146ZM146 176H145V180H144V184H142V181L140 182V180H137V179H131V180H129L127 177L125 178L126 180L128 179V182L127 181H125L126 183H125V185L128 183L129 184V186H131L132 185V183H133V185L132 186H134V184L135 183H137V181L139 182V184H138V186L140 185V184H142L141 185V187H138L137 186V184H136V187H137V189L138 190H136V193H138L139 192V194L140 195H142L144 192H149L150 190H153V188H152V186L154 187V188H156V185H157V188L160 186V187H163V186H165V185H167V184H169V182H170V177H166V179H163L164 178V176L162 177V181L163 180H165V182L163 183V182H161V177L159 178V176H161V174L160 175H155V177H158L157 178V180H152V179H154V178H152L151 176L152 175H150V177L151 178H149V172H147V174H146ZM224 176H223V178H224ZM43 177H45V178H43ZM50 177V178H51ZM84 178H82V180L83 179H85L86 177L85 176H83ZM102 177V176H101ZM112 177V176H111ZM153 177H154V175H153ZM88 178L87 179H85L84 181H86L87 180V182H88ZM137 178V177H136ZM151 179L152 180V183L151 184H153V181H154V184L156 183L155 181H158V179H159V181L154 185H150L149 183H148V180L149 179ZM3 179L5 180L4 181V184H3ZM36 179V180H35ZM67 179V178H66ZM112 179V178H111ZM111 179L109 178V180H110V182H111ZM56 180V181H55ZM102 181L104 180L105 181V179H101ZM108 180V178H106V181ZM124 180V179H123ZM122 180V181H123ZM136 182H135V181ZM142 180V179H141ZM41 181V182H40ZM74 182V183H76V184H78V185H74V183L72 184L71 182ZM117 181V180H116ZM132 183H131V182ZM172 181V180H171ZM38 182V183H37ZM56 182V183H55ZM65 182V183H64ZM87 182H83V183H87ZM109 182V183H110ZM115 182V181H114ZM130 182V183H129ZM149 182H151V181H149ZM46 183V184H45ZM48 183H50L49 185H48ZM53 183V185H54V187H51V184ZM55 183V184H54ZM106 183V182H105ZM108 183V182H107ZM106 183V184H107ZM117 183V185H118V183L119 182H116ZM116 183H115V185H116ZM123 183V182H122ZM121 183V184H122ZM148 183V184H147ZM6 184V185H5ZM43 184V185H42ZM56 184H57V188H56ZM60 184V185H59ZM71 184V185H70ZM88 184V183H87ZM103 183H100V185H102ZM127 184V185H128ZM131 184V185H130ZM158 184H160L159 186H158ZM163 184V185H162ZM223 184V185H224ZM230 184H231V186H230ZM240 184V185H239ZM2 185V186H1ZM42 185V186H41ZM45 185H47V186H45ZM99 185V186H100ZM112 185L114 186V184H113V181H112ZM162 185V186H161ZM238 185V186H237ZM5 186V187H4ZM62 186H65L64 188L62 187ZM67 186V187H66ZM103 186V185H102ZM101 186V187H102ZM110 186V185H109ZM109 186H106V187H109ZM127 187L128 189L130 188V187ZM142 186H144V187H142ZM148 186V187H147ZM151 186V188L152 189H150L149 187ZM233 186V187H232ZM240 186V187H239ZM4 187V188H3ZM55 188L53 191L51 190V189H49V188ZM62 188V189H60L59 190V188ZM74 187L76 188V189H74ZM83 187V186H82ZM112 187V186H111ZM121 187V186H120ZM123 187V190H121V192L122 193H124V186H122ZM122 187H121V189H122ZM221 188H223L224 186H220ZM230 187V188H229ZM239 187V188H238ZM44 188V189H43ZM47 188V189H46ZM66 188V189H65ZM117 188H119V187H117ZM125 188H126V186H125ZM126 188V189H127ZM145 188H146V190H145ZM150 190H149V189ZM224 188V189H225ZM233 188V189H232ZM235 188V189H234ZM9 189V190H8ZM50 191H49V190ZM73 191V193L71 192V190ZM114 189H116V187L114 188ZM127 189V191H129V192H127L126 190V192L128 193V194H130V191H133L134 190V187H133V190H132V187L130 188V190H128ZM231 189V190H230ZM41 190H43V191H41ZM45 190V191H44ZM59 190V191H58ZM62 190H64V191H62ZM67 190H69V193H68V195H66L65 193H67ZM75 190H81V191H79L78 193H76L77 191H75ZM118 190V189H117ZM140 190V191H139ZM144 190V191H143ZM149 190V191H148ZM234 190H236L235 192H234ZM240 190H241V188H240ZM38 191V192H37ZM47 191V193L48 192H50V193H56V191H57V194H59L58 196H61L60 198L58 197V196H55L54 194H52L54 197V199L57 197V199H53L52 198V196L50 197V194L48 193V195H46V192ZM66 191V192H65ZM222 191H224V190H222ZM228 191H229V193H228ZM7 192H9V193H7ZM64 194H63V193ZM71 192V193H70ZM120 192V191H119ZM133 192H135V191H133ZM213 192H215V193H213ZM225 192V193H226ZM34 193V194H33ZM41 193V194H40ZM84 193V192H83ZM86 193V192H85ZM126 193V194H127ZM11 194V195H10ZM30 194V195H29ZM33 196H32V195ZM127 194V195H128ZM132 194V193H131ZM134 194V193H133ZM138 194V195H139ZM209 194H211V193H209ZM208 194V196L210 197V195ZM8 195H9V197H8ZM12 195H14V196H12ZM24 195V196H23ZM39 195V196H38ZM49 196L48 198L50 199L49 201H51V202H53L52 204L49 202V204H48V202H47V200H48V198L47 197H44V196ZM65 197H64V196ZM11 196V197H10ZM23 196V197H22ZM31 196V197H30ZM134 196H135V194H134ZM37 197V198H36ZM39 197H40V199H39ZM77 197V196H76ZM130 197H131V195H130ZM223 197V198H222ZM232 197V198H231ZM224 198H225V200H224ZM235 198H236V200H235ZM39 201H38V200ZM45 199V200H44ZM47 199V200H46ZM66 199H64V201L66 200ZM211 199V200H210ZM57 200H58V203H57ZM61 200V201H60ZM74 200V199H73ZM72 200V201H73ZM75 200H76V198H75ZM223 200H224V202H223ZM64 201H63V203H64ZM18 202V203H17ZM36 202V204H34ZM60 202V203H59ZM67 202L65 203V204H67ZM221 202V203H220ZM222 202H223V204H222ZM73 203V202H72ZM214 205H213V204ZM33 204H34V206H33ZM38 204V205H37ZM221 204H222V206H221ZM240 204V205H239ZM13 205V206H12ZM31 205V206H30ZM54 205H56V207L58 206V205H60L61 207L63 206V207H65V208H67V209H65V210H63V207H62V210H61V208H60V206H58L57 208L56 207H54ZM206 205V204H205ZM228 205V206H227ZM234 205H235V210H237L235 213H233L235 210H231L232 211V214H231V212L229 211V209H233V207H234ZM15 206V208L13 209V207ZM39 206V207H38ZM71 206V205H70ZM230 206V207H229ZM35 207H37V209H35L34 210V208ZM48 209H47V208ZM222 207V208H221ZM11 208H12V210H11ZM41 210H39V209ZM42 208V209H41ZM47 210H46V209ZM61 210V211H63V213L62 214H60L61 213V211H59V209ZM69 208H71V210L69 209ZM6 209V210H5ZM32 209H33V211H32ZM74 209H76V207L75 208H73V210ZM37 210V211H36ZM48 210L50 211L51 210V213L53 214V216L55 215V217H52V214L50 213V212H48ZM66 210H69V211H71L70 212V214L68 213L69 211H66ZM207 209H206V207H205V211H206ZM238 210H240V211H238ZM6 211H8L7 213L9 214V215H7L6 214ZM38 211H40V212H38ZM204 211V210H203ZM208 211H206V212H208ZM36 212H38V213H36ZM47 212H48V214L49 215H47ZM68 214H67V213ZM36 213V214H35ZM66 213V214H65ZM214 213V214H213ZM37 214H39V216L41 217V218H39V216H37ZM8 217H7V216ZM215 215V216H214ZM226 215V216H225ZM234 215H235V218H234ZM237 215V216H236ZM35 216V217H34ZM36 216L38 217V218H36ZM64 216V217H63ZM74 216V215H73ZM213 216V217H212ZM223 216V217H222ZM50 217H52V220H50L51 218ZM224 217H225V219H226V217H227V220H225L224 219ZM50 218V219H49ZM58 220H57V219ZM8 219V220H7ZM41 219V220H40ZM56 220L57 222H59V225H58V223L57 222H53V220ZM66 219H68L67 221H65ZM178 219V218H177ZM176 219V220H177ZM216 219V220H215ZM220 219V220H219ZM238 221H237V220ZM34 220V221H33ZM48 220V221H47ZM218 220V221H217ZM37 221V222H36ZM180 220L178 219V221H175V222H179ZM35 222H36V225H34L35 224ZM39 222H41V223H39ZM43 222H44V224H45V222H47L45 225L43 224ZM48 222H52L51 224L49 223L48 224ZM71 223V226H70V223ZM182 222V221H181ZM212 222V221H211ZM212 222V223H213ZM219 222L217 223V224H219ZM235 222H237V223H235ZM5 223V224H4ZM38 223V224H37ZM57 223V224H56ZM64 223H66V224H68L67 226H65L66 224H64ZM180 223V222H179ZM52 224H53V226L55 227L56 226V229H57V231H56V229L55 230H53L54 228H53V226H52ZM54 224H56V225H54ZM190 225L189 223H186V225ZM193 224H195V225H197L196 223H193ZM192 224V225H193ZM211 223H209L208 222V225H210ZM40 225H42V227H43V225L45 226V227H39ZM49 225H51V226H49ZM177 225H179V224H177ZM181 225H185V223L183 222ZM187 225V226H188ZM191 225V226H192ZM198 225H200L199 223H198ZM197 225V226H198ZM207 225V226H208ZM213 225V224H212ZM35 226V227H34ZM186 226V227H187ZM47 227H49V230H48V228ZM52 227V228H51ZM58 227V228H57ZM74 227V226H73ZM72 227V228H73ZM190 227V226H189ZM200 227V226H199ZM36 228H40L39 230L37 229V231H36ZM47 228V231L45 230ZM70 228V229H69ZM193 228V227H192ZM204 228L205 229H209L208 227H205V225H204ZM194 229H195V227H194ZM43 230H45L46 231V233H45V231H43ZM51 230V232L50 233H52L53 234V232L55 233L54 235H52V237L53 236H57V237H53V239H54V241H57L58 239L60 240H58L57 242L58 243H60V245L59 244H56V242H52V237H50V234H47L49 231ZM192 230V229H191ZM209 231V230H208ZM44 233L43 235H42V233ZM198 231L196 230V233H197ZM199 233V232H198ZM36 236H35V235ZM45 234H46V236H45ZM59 235V236H58ZM34 236H35V238H34ZM49 236V237H48ZM38 238V239H37ZM42 240H41V239ZM50 238H51V240H50ZM43 239H44V241H43ZM56 239V240H55ZM34 240V241H33ZM37 243H36V242ZM42 242V243H41ZM46 242H47V244H46ZM49 242V243H48ZM8 243V244H7ZM55 243V244H54ZM34 244V245H33ZM46 244V245H45ZM7 245V246H6ZM38 245V246H37ZM51 245V246H50ZM56 245H58V246H56ZM7 248V250L4 252V249H5V247ZM34 246V247H33ZM39 247H41V248H39ZM56 247H58L57 248V250L60 248V250L61 251H57V252H60L59 254L58 253H55V249H56ZM49 249V250H47V249ZM42 250V251H40V250ZM53 249V250H52ZM38 251V253L36 252V251ZM51 250V251H50ZM55 250V251H54ZM36 253H35V252ZM40 251V252H39ZM47 251V252H46ZM7 252V253H6ZM43 252V253H42ZM48 252H50V253H48ZM3 253H5V254H3ZM48 253V254H47ZM212 253H214V252H212ZM37 254H39V255H37ZM42 254V255H41ZM44 254V255H43ZM55 254V255H54ZM57 254V255H56ZM240 254V253H239ZM208 255V254H207ZM4 256H6L5 258H4ZM46 257V259L44 258V257ZM50 256V257H49ZM209 256L210 257H212V258H208V259H212L213 261H211V262H207V263H210V264H213L212 262H214V264H220V261H218V263H217V261L216 260H224L225 261V257L224 258H222L221 256H219V257H217V255L215 256L214 254L211 256L210 254H209ZM208 256V257H209ZM238 256V254H236V257H235V255L233 256L232 255V258H234L235 260H237L239 263L241 262V263H245V261H244V257H243V259L241 260L240 258L242 257V255H239L238 257H239V259L241 260V261H239L238 259H236V258H238L237 257ZM56 257V258H55ZM66 257L67 258H69L68 257V255H66ZM228 257V256H227ZM43 258V260H41ZM58 258V259H57ZM216 258V259H215ZM218 258V259H217ZM230 257H228L227 259L228 260H231V259H229ZM57 259V261L55 262L54 260H56ZM68 261H69V259H67ZM66 260V262L68 263V261ZM215 260V261H214ZM38 261V262H37ZM46 261H47V263H46ZM210 261V260H209ZM42 262H44V263H42ZM71 262V261H70ZM223 262V261H222ZM221 262V263H222ZM65 263V260H63V264ZM206 263V262H205ZM243 263V264H244ZM201 264V263H200ZM203 264V263H202ZM222 264H232L231 263V261H228V263H226V262H224V263H222ZM236 264H238V263H236ZM246 264V263H245Z\"/></svg>",
	"mask_w": 264,
	"mask_h": 264
},
{
	"label": "clouds",
	"instance_id": "3",
	"mask_svg": "<svg viewBox=\"0 0 264 264\" xmlns=\"http://www.w3.org/2000/svg\"><path fill=\"white\" fill-rule=\"evenodd\" d=\"M209 3L210 0H207L205 8L210 15L184 18L205 21L201 28L191 30L187 28L182 41L179 61L183 65L184 84L187 82L185 74L199 81L207 74L244 73L236 71L241 63L239 54L244 53V60L250 64L248 58H255V54L260 57L261 50H264V35L257 31L264 27V0H221L214 10L209 9ZM229 13L234 14L236 24H242L250 31L254 43L240 48L230 39L232 34L230 25L233 21L228 19ZM220 25L228 26L229 31H225ZM178 123L179 120L171 126V129H175L173 132L179 133L180 128L176 127ZM142 259L144 264H169L162 258V249L153 244L144 243Z\"/></svg>",
	"mask_w": 264,
	"mask_h": 264
}]
</instances>
